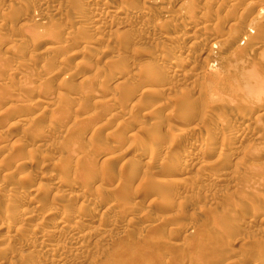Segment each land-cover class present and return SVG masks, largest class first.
I'll list each match as a JSON object with an SVG mask.
<instances>
[{
    "label": "rangeland",
    "instance_id": "rangeland-1",
    "mask_svg": "<svg viewBox=\"0 0 264 264\" xmlns=\"http://www.w3.org/2000/svg\"><path fill=\"white\" fill-rule=\"evenodd\" d=\"M178 1H179V3H178ZM194 1H196L198 4H200L199 7L201 8V5L206 0H202V1L201 0H194ZM194 1L188 0V2H187V0H185V1L184 0H147V1L146 0H115L112 3H110L111 5L109 7L114 11H116L115 8H117V10H118V8L120 7V10H118V11L122 10V12L123 11L127 12V13L125 12V14H124V16L126 18H130L131 13L134 11L140 12V13L146 11V12L142 13L143 15H145V18L143 19V21H137V22H132V23L130 21L128 23L127 27L118 28V27L114 26L113 23H110V22H107V23L106 22H104V23L100 22V23H102V24H100L98 21H94L95 23L93 22V24L91 25L92 27L79 24L82 21L81 20L82 17H84L83 13L85 12V10L83 12L78 11L77 13L80 12L79 14H77L76 11L73 12L69 8V3H67L66 0H20V2H22V3L19 2L18 5L12 4V2L10 0H0V25L7 24L8 22L11 21L10 30L6 31L5 33H2L0 36V58H1L0 59V82L5 84V85L4 84L2 85L0 83V86H1L0 90H3V91H0V111H1V113H0V133H2L3 135L5 134L4 137L0 136V138H1L0 139V142H1L0 146L5 145V144L7 145V146H4L5 147L4 151L0 152V154H1L0 156L1 157L7 156V153L10 150L9 147L10 148L15 147L12 144L16 145V147H15L16 150L14 148V150L17 151L16 154L19 153V151L22 149L21 150L22 153H19L20 154L19 156H21L22 159H25V157H26V159L25 160H22L21 158L19 159L18 154H17V159H19L18 161H21V162L26 161V160L28 161L31 158V157L29 158V156H28L29 152H27L29 147L30 148H36L38 151H41L42 153L46 154V157H43V158L41 156H38V157L42 158L43 160L46 159L45 161H40V158H37L39 160H37L35 158L32 160V164L24 166L25 168L22 167V168H18V169L15 166H13L14 165L13 163H15L17 160V159H15V157H13L14 153H15L13 148L10 151L11 153L10 152L8 153V156H9L8 158L4 157L5 158L4 159V158L0 157V159H1L0 162H2L1 164H3V165L0 164V169H1L0 170V187H1V189H0V212L7 214V216L5 215L6 217H4V219L1 221L2 223H0V225H1L0 228L3 226L0 230V234H4L5 232H8L9 230H11L13 228V225L15 226V224L22 226V228H23V231L17 233V234L20 233V236L16 234V236L14 237L15 239L13 238L12 239L13 241H11L10 243H7L5 238L0 235V264H26L27 262H30L36 258V252H37V249L39 247V244H38L39 238L38 237H40V236H39V234L37 235L33 230V229H35V228H33V226L36 225V222H32L33 220L38 219V218H40V219L43 218V216L47 212H50L52 210L58 211V212H56L58 214V216H60L59 213L61 212V210L65 209V208L70 209L71 211L72 210L74 211L75 209L79 208V205L81 206V204H80L81 202H83L84 205L85 204L88 205L86 202H87V200L90 201L91 199H92L91 201H94L93 205H91V206L88 205L87 207L82 205L83 207H80L81 209L79 208V211H81L82 208H84L82 210V212H80V214L82 213L80 215L81 216L80 221L78 218H73L70 220L66 219L65 221H67V222H65V223L69 226H74L76 224L83 226V225L87 224V222H90V221L94 222V223L96 222L97 224H100V227L102 225L103 226L105 225L104 227L103 226L101 227V231L103 233L100 231L101 233L99 232V233L93 235L94 236V237L92 236L93 240L88 242V244L85 243L86 245L83 246V249L81 251H79L78 253H75L76 255L73 252V248L76 246L73 244L76 241L72 237H70V240L68 239V243H67V239H66V237L68 235H66V234H62V236L50 235L51 237H46L47 240L50 239L49 240L50 243H53V244L57 243L60 246V248H59L60 250L59 251L57 250V252L53 256L50 257L49 260H52V261L45 260L46 261L45 262L44 260H42L43 264H45L47 262H48L47 264H52V263H54V264H58V263L59 264H65L66 263L65 261H67L66 264H255L254 261H257V258L261 255V252L263 254L262 257L264 258V253H263L264 249H262V248H264V245H263L264 244V192H263L264 187H262V185H261L262 189L260 188V186L258 188V185H260L259 183H261V182H259V183L255 182V184L253 183L254 181H259L257 179L261 178L259 171H262L260 173L263 176V179H262L263 182L262 183H264V175H263L264 174V167H263V165H264V162H263L264 161V154L261 156L258 155V156H260V159L257 156V158H255L254 160H251V158L247 155V152H249V150L241 151V150L246 149L245 148L246 141L249 140L251 137H254V136L257 137V135L262 137V138L264 137L263 130L262 131L257 130L258 127H261V125H264V123H263L264 122L263 121L264 116H261V118H260V116H258V113L256 111L253 114L251 112V114L248 115L247 120L242 125V128L244 127V125L248 126V127L245 126L246 129L243 128L244 129V133H243L244 135H242V136H243V138L245 137L244 142L234 141L232 143L233 147L231 148L232 149L231 152L233 154L232 153H231V155L229 154L230 156H227L224 159L223 164L224 163L225 164L224 165L222 164L221 165L222 167L219 165L221 168L215 167L216 169H218L216 172L223 170L222 175L224 177L219 178L220 179L219 181H217L213 177V175H212L213 171L212 170H211L212 172L208 171V169L210 170L211 167L213 168L214 163L212 166H210V168L208 166L211 165L213 161H215V160L217 161L216 157L218 158L219 155L217 156V154H218L217 151L215 152V150H213L214 149L213 145L211 146L210 144H208L207 140L202 145H200V144L196 145L197 149L195 147V150L197 153L195 154V157H193L194 160L188 164L190 166V168L188 167V165L186 167L181 166V164L178 163L177 161L175 162V160L173 161L175 164L174 163H172V164L177 165L176 168H178V167L180 168V169L178 168L179 169L178 171L174 170L173 167H168V169L166 170V167L161 166L162 161L165 159V152H162V151H164L163 147L169 144V140L171 141V143L173 142L176 145L174 153H180V152L182 153L188 144L189 136H198V134H199V137H200L201 134L205 133V134H203V137L208 139V140L211 139L210 138L211 135H209V138H208V134H216V136L215 135H212V136L217 137V138L220 137L222 135V134H220L221 132L219 133V131H216V130L222 131V129H220V127L218 126L219 124L217 125V123H215L217 121L218 117L221 116L222 118L224 117L225 120H227V121L229 120L228 123L230 124V126L236 125V122L234 120H231L232 115H230V114H234L235 112H238L241 110V108H238L239 105H240L239 107H241V105H242L241 102H240V104L238 101H236L237 103H234V104L231 103V104H233V106L237 104L236 106H234L235 107L234 108L232 105H231L232 107H229L230 101L226 100L228 102L225 101L226 104H223L224 103L223 100L224 99H231V101H233V100H238V98H239V101H240L241 95H239L240 97L237 94H234L233 95L234 97L232 96V94L234 93L233 91L235 89L233 88L232 89L233 91L232 90L230 91L229 89H231L230 87H233L236 84L231 85V86L227 85V82L230 81L229 78H231V77L229 74L227 75L225 72H227V73L229 72V71H226L228 66L232 67L234 65V64L233 65L231 64V63H233V61H232L233 57L234 58H237V57L241 58V54H239L240 56L238 54H236V55L232 54V53H235L234 52L235 50L238 51V49H236V48H239V49L242 48L243 50L240 49L242 51L239 50V52L244 53V48H246L247 46L249 47L253 44V42L252 43L250 42L251 39H252V41H254V43H259V42H260V44L264 43V8H263L264 7V0H263V2L258 3V4H260V9H261L260 13H262V15L260 14L259 20H261V18H263V20H261V21H259L257 19L259 22H262L260 24H257V23H259V22H257V20L256 21L251 20L250 17H252V19H254L253 15L255 16L256 14H254V13H257V12H255L256 8H252L251 6H247L246 0H238L236 2V3L239 2L238 5L236 4L237 7L235 6V4H233L234 6L233 5L232 6L234 8L231 10L229 9L230 7L228 6V4L225 3L224 1H223L224 5L220 1H215V2H213V4L212 3L208 4V6H206L207 8L209 6L212 7V8H210V7L208 8V10L209 9L211 10L210 11L211 13L208 11V14L210 16V19L212 18L213 20H210L208 17L207 21L205 19V16H206V18L208 16V15H206L207 12L204 11L205 13H203V11H202V15H200L199 14L200 8H198V4H196ZM200 1H201V3H200ZM207 1L211 2L212 0H207ZM256 1H258V0H256ZM259 1H262V0H259ZM169 2H171V3L169 4ZM183 2H184V4H182ZM185 2H187L188 4L187 3L185 4ZM192 2H194L196 5L194 3L192 4ZM205 3H207V2H205ZM205 3H204V5H206ZM91 4H93V6L95 7L96 12H99L100 8L103 7V4L99 1H96V0H92ZM189 4L195 5L196 7L194 9L188 10L190 8L188 6ZM214 4L219 5V7H217L218 9L221 8L222 6L224 7V8L223 7L221 8L222 10H219L220 13H218V9H215L216 5H214ZM220 4H222V5H220ZM183 5H186L188 8L186 6H184L187 8V9H185L183 7ZM242 6L243 7H245V6L251 7L253 10L254 9L255 10L253 11L251 8H249L251 10H249V9L247 10V8L245 7L246 9L245 8L244 9L249 11V13L247 15V11H245ZM125 7H126V9H125ZM227 7H229V8H227ZM207 8H206V10H207ZM68 9H70V10H68ZM224 9L226 11H224ZM180 10L182 12H184V10H185V12H188V13H181ZM192 10L194 13L197 14L196 17H195V14L192 13ZM215 10H217V11H215ZM228 10H230V11H228ZM241 10H244V11H241ZM129 11H132V12H129ZM179 11H180V13H179ZM189 11L194 15H192V14L190 15ZM212 12H217L220 16L216 13H215L216 16L215 15L213 16L212 14H214V13H212ZM145 13H148V14H145ZM170 13L171 14L173 13V16H170L171 19L169 21H165V20L163 21V18H162L163 15L164 16H167L168 14L171 15ZM176 13L177 14L178 13L179 14H185V16H186V14H187V16L190 15L191 20L195 17L193 19L194 21H192V22H194V24L196 26L198 24H201V25L202 24H204V25L205 24L206 25L211 24V25H209V27L207 26L205 31H207V29H210V27L211 28L213 27L214 29L218 28L217 25H216V28L214 27V25H215V23L219 22L218 23L219 28L223 31L219 30V28H218L217 31H219V32H217L216 30H208L209 31L208 33L202 32V34H201V31H198L195 29V26L193 23L189 29L187 28L183 31L182 27L184 26V24L181 22L185 23V21L190 19V18L188 17V19H187L186 18L187 16H186L185 20H184V18H182L181 15L178 16ZM174 14L176 15L177 19H176ZM221 14H223V15H221ZM229 14L233 15L235 18L237 17L238 19L234 20L235 19L234 17L229 18L230 17ZM169 15L167 16L168 19L170 18ZM203 15H204V17H203ZM79 16H81V18H79ZM127 16H129V17H127ZM199 16L200 17L202 16V17L200 18ZM218 16H219V18H218ZM225 16L226 17L228 16V18L226 20L223 19ZM240 16H241V18H240ZM173 17H175V20ZM180 17H181V20L183 19L182 21L180 20ZM215 17L217 18V20H214ZM220 18L223 19L226 23H222L224 21H219ZM200 19H201V21H200ZM203 19H205V20H203ZM228 19L233 20V23H234L233 26L234 27L228 26V24H229L227 22V21H229ZM239 20L241 21L240 23L238 22ZM249 20H251V22H252L251 23L252 27L251 28L249 27V29L251 31L252 30L254 31V29L256 30V28H254V27H257V30L255 31V32H257V34L249 31V29H248V26H250ZM161 21H163L162 22L164 24L163 26L166 29V31L163 32L165 35H167L165 37H160L158 35H155L151 31H148L149 29H147L151 26L157 25L158 24L157 22H161ZM235 21H237L239 24L238 25H237V23L235 24ZM254 21L256 22L255 24H254ZM97 22L99 23V25H97L98 24ZM220 22H221V24H220ZM103 24H107V28H106V25H103ZM171 24H174L173 26H176V27L172 28L173 26ZM252 24L254 25V27ZM256 24H257V26H255ZM100 25H102L103 27L105 26V27L102 28V27H100ZM258 25H260L259 26L260 28L258 27ZM95 26H97V27H95ZM221 26L223 28H221ZM99 27H100V29H99ZM138 29H139V31H138ZM246 29L250 33L248 31H245ZM48 31H50V32H48ZM51 31L53 32V34ZM182 31H183L184 36H185V37H183L184 39L183 38L182 39L177 38L178 34L180 35V33ZM46 32L51 33V34L48 35V33H46ZM89 32H90V34L91 33L92 34L90 35ZM212 32L213 33L215 32L216 34L218 33L219 39H221L220 42H223V43L226 40V38H228V40L226 42L229 43L232 41L230 39H234V37L236 36L235 37L236 40L234 39L235 45H234V43H232V44L230 43L231 45H229V47L232 45H234V46L228 48V45L226 43H224V45H223V44H220V42H219L218 44H215V46H216L215 47L214 45H212V42L209 41L210 39H208V38H207L208 40L206 39V37H209L212 35L214 36L215 33L213 34ZM258 32L260 34H258ZM40 33H43V34L46 33L45 35L48 36L47 37L48 39L46 37L45 38L48 40V43L45 41V38L42 39V37H41L42 40H40V38H37V36ZM209 33H211V35H209ZM35 34H37V35H35ZM43 34H40L39 37ZM82 34L83 35L85 34V36H83ZM206 34H207V36H205ZM253 34H255L258 37V40H257V37L255 40L253 38L249 37V36L252 37ZM45 35H43V37ZM186 35H188V36H186ZM199 35H200V37H199ZM244 35L245 36L249 35L248 37H246V39L247 38L248 39L250 38V39L249 40L247 39V41H245L246 40L245 37L243 38ZM81 36L83 38L86 37L85 40H87L89 37V39H88L89 44H88V41L85 42ZM95 36L99 37V38L101 36V38L99 39V38H96ZM228 36H232V38L230 37V39H229ZM173 37L176 39H174ZM224 37H225V39H224ZM90 38H91V40H90ZM168 38H170V41ZM97 39H99V40H97ZM199 39L200 40L202 39L201 40L202 42ZM203 39H204V41H203ZM33 40H35V41L33 42ZM196 40L199 42H196L197 44L195 45L194 41H196ZM243 40H244V42H243L242 46L245 45V42L246 43L248 42V44H251V45H246V47H241V45L239 46L238 44H241ZM38 41L40 43H38ZM92 41H93V43H91ZM235 41H237L238 43ZM35 42H36V44L38 43L36 47H35L36 44L35 45L33 44ZM142 42L143 43L145 42V44L143 45ZM239 42H241V43H239ZM21 43L23 45H21ZM41 43H43V45ZM62 43L64 45H62ZM129 43H131V44H129ZM191 43H193V47H191V46L188 47ZM32 44L34 47L32 46ZM176 44H178V45H176ZM225 44H226V46H225ZM58 45L63 46L62 48L61 47L59 48V51L57 49L59 47ZM120 45H123L125 47V51L122 54H119L118 52L115 51V50H117L116 48H118V46H120ZM236 45H238V46H236ZM17 46H19L20 48L22 46V48L20 49ZM45 46L50 47L47 49H51L52 46H53V48L55 46H57V48L56 47L54 48L56 50L51 49L52 52L55 51L52 53L49 50L47 51V49L45 50V48H44ZM142 46H143V48H142ZM158 46L160 47V50H159ZM233 47H234V49H233ZM227 48H228V50H226ZM156 49L158 51L155 52ZM161 49L163 51H161ZM166 50H167V52L165 53ZM178 50L181 52H179ZM247 50H248V48H246V50H245L246 53H244L246 56H248V59L244 60L245 65H246V61H248L249 65H251L249 67H253L251 69L254 70V68L255 69L258 68V69H260L259 73L261 72V74H262L264 72V66L261 63H264V58H261L262 57V56H260L261 54L259 55V58H258L257 57L258 55H256V54L253 55L252 52H250V50H248L249 52ZM145 51H146V53H145ZM209 51H210V53H209ZM161 52H163L164 54ZM229 52L232 56L229 54ZM207 53L209 55L213 56L214 60L212 59V56H210V60L212 59L213 61H215V59L218 58V60L216 62H212L209 60L211 63H213L212 64L213 67H212L211 63H209L210 65L207 64L208 59L206 60L207 63L205 62L206 58L204 56L207 57ZM247 53H250V54H247ZM113 54H114V56H113ZM244 54H242V55H244ZM263 54H264V52H263ZM151 55H153V56H151ZM158 55L159 56L165 55V57L167 56L166 58L170 62L172 60L174 61L175 59L180 60L181 57H183L182 59L186 60L187 63L184 62L183 67H182L183 70H181L182 72H180V73L182 74L183 72L185 73L186 71H188V73L190 72V78L189 79L193 80L194 82H196L198 84L201 81V84H203L202 86H204V85L207 86V87L204 86V89H205V87H206V89L210 88V90L207 89L210 94H205L204 91H206V89L205 90H203V89L202 90H194L193 87L191 86L192 85L191 81L189 82L188 81L189 79L183 78L182 75L179 76V78L181 77L180 79L178 78V76H176L177 78L175 77V78H173V80L172 79L165 80L164 84L162 81H161V83L159 82V83L155 84L153 81L150 80L151 78H148V77H150L151 75L153 76L154 73L158 74L159 72L158 71L156 72L155 70L160 71L161 67L163 68V67L167 66L168 63H170L169 61L166 62L167 59H163L161 62L157 57ZM214 55H217V56H214ZM228 55H229V59L227 58V60L230 61L229 63L227 62V60L225 58V56H228ZM110 56H112V57L109 58ZM175 56H177V58ZM184 56L187 58H185ZM153 57L156 59H153ZM178 57H180V58H178ZM219 57H220V60H219ZM230 57H232L231 60H230ZM251 57L255 58L256 61L254 59L251 60ZM260 58L263 59V61L261 60L262 62L259 60ZM2 59H3V61H2ZM136 60H138V61H136ZM139 61L140 62L142 61V63H143V61L144 62L149 61V63H158L159 61L161 62V64H160V62L158 63L157 68H154V71L153 70L150 71V72H154V73H149L150 76L147 73L148 75L146 76V78H147L146 84L147 85L150 84L151 86L148 85L150 88H152V86H153L152 89H154V88L159 89L160 87L169 88V86H170V88L175 87L174 89L176 90V92H178L180 89L181 92L187 96H188V94L191 93L190 90H193L191 93V96L189 95L190 100L186 99L187 103H184L185 104L184 105L182 103L185 102L186 100L182 101V98H180V96L177 94H171V93L168 94V93L164 92L162 94L165 97L162 94L161 95L163 97L160 96V94H158V93L148 94V95L140 94V93H143V91L141 92V90H143V87H140V85H138L139 79H141V78H139L141 73L138 71L139 66L141 65V63ZM220 61H221V63H219ZM244 61L242 63H244ZM253 61L258 62V63H256V66L254 65ZM120 62H121V64L124 63V64H122V67L120 66L121 65ZM164 62H166L167 64ZM226 62L230 65H228ZM239 62L241 63V61H239ZM239 62H237L238 64H236V62H234L236 65V66L235 65L234 66L240 67L242 65V63L240 64ZM115 63H119L120 65H118V64L116 65ZM139 63H140V65H139ZM159 64L161 66H159ZM223 65L225 68L223 67ZM243 65H242V67L244 68L245 66H243ZM205 66L206 67L209 66V68H207L208 71L206 72V74H207V76L212 77L209 79H210V81H213L215 83V85L219 86L221 84L220 82H217V79H219V81H221V80H224L222 78L226 77L225 81H222V84H221L222 86L219 87L220 89L217 86H214V88H213V85H214L213 82H211L213 84H211L209 82L210 84L207 85L208 81L207 82L205 81L208 79V78H206L207 77L206 74L205 75L199 74L200 70H198V69H200V68L204 69ZM214 67L217 68L219 75H217V72H214L212 75L209 74V72H211V70H209L210 68L212 69V71L216 70V68H214ZM242 67H240V68H242ZM247 67L248 66H246V68ZM122 68L127 73H129V74L126 73L129 76L131 74L130 72H132V71L136 74L139 73V75L136 78H134L135 76H133L134 79L131 78V76L129 78V77H127V75H125V72L121 70ZM129 68H131V69H129ZM218 68L223 72H220V70ZM10 69H13L12 70L13 72L10 71ZM207 69H205V70H207ZM230 69H232V68H229L228 70H230ZM115 70L119 71L125 80L128 79V81H130V84L132 82V85L127 87L126 85H129V83L125 84V85L121 84V85L125 86L124 87L125 89H124L120 84L119 85L117 84L119 82H115V81L112 82L111 80H109V76H106V75L109 74L110 72L111 73L114 72ZM128 70L130 72H128ZM8 71H10V72H8ZM197 71H199V72H197ZM134 73H133V75H136ZM223 73H225V74H223ZM214 74L216 76L215 79H213ZM261 74H260V76H261ZM191 75L194 78H192ZM220 75L222 78L218 77ZM263 76L264 75H262V77ZM125 77H127V78H125ZM153 77H152V80H155V79H153ZM199 77L200 78L202 77V79H199ZM227 77L229 80L227 79ZM19 78L20 79L22 78L23 82H25L26 79L27 80L29 79L30 81L29 80L28 81L34 87H32L31 84H29V82H27V81L25 82L27 84H24L25 86L22 85L23 82H21V84H20L19 81H21V80ZM96 78H99V79L96 80ZM123 78H121V79H123ZM23 79H25V80H23ZM132 79L134 80L135 83L132 81ZM135 79H138V80H135ZM183 79H185V80H183ZM107 80H109L110 82H108V83L107 82L106 83L100 82V81H107ZM177 80H178V84L176 83ZM226 80H228V81H226ZM233 80L234 79H232V81ZM202 81H203V83H202ZM204 82H206V83L204 84ZM223 82L225 83L226 86H230V87H227V89H226V86L224 85ZM98 83H100V84H98ZM101 83H104V84H102L103 86L101 85ZM115 83L117 85H114ZM183 83H185V84H183ZM230 83L232 84L231 81H230ZM98 85H101V86H98ZM155 85H157V87ZM171 85L173 87H171ZM249 85H250V87H252V85H254V83H249ZM118 86H120V89L123 88L122 90H124L123 91L124 94L128 93V95L125 96L126 98L124 97L123 94L117 95L118 93H120V91L122 92V90L119 89L120 90L119 91L117 89ZM223 86H225V87H223ZM3 87H5V88H3ZM25 87L28 89H26ZM90 87H92L93 89H95V87L96 88L98 87V89L101 87V89H99V90L97 89L94 91H96V92L99 91L98 92L99 95L108 94L107 97H105V98H109V97L111 98V101L109 103L107 102L108 106L111 105L110 103H115L116 105L115 104L111 105V106H113V107L115 106V107L114 108L111 107L113 109H110V106L108 107L106 105L104 107H102L103 104L101 106L100 105L101 103L98 102V99L102 98L100 96H98L97 98H93V99L88 98L85 100L83 96L86 94V92L88 91V89ZM130 87H132L134 92L131 91L132 89ZM177 87H178V89H176ZM191 87H192V89H191ZM222 87H223V89H222ZM29 88H30V90H29ZM92 88H90V89H92ZM163 88H160V89H163ZM212 88L215 89L216 92H219V93L215 92L216 94H220L221 89L223 91L222 92L223 94L221 93L222 94L221 96L220 95L217 96L219 99H215L217 97H214L215 101H213L212 104L214 102L216 103V100H217V102H218V100H221L220 97H223V95H224V99L222 98V100L218 102L219 103L218 105L213 106V107L211 106L209 108V110H211V112L209 111L207 114L210 116V118H209V116L207 117L209 119L205 118V120H203L204 118L203 119L198 118L199 120H197V117H194V116L197 115V112H195V111L198 108L197 106H199V105L193 106V104L194 103L197 104L198 101L200 102V100L206 101L205 98L206 97L208 98L209 96H211V97H209V99L206 98L207 99L206 102H208L210 105H212L210 99L212 100L213 96L215 95V93H212V92H214V90L213 91L211 90ZM224 88L226 89V91L228 90L230 92L229 95H231L232 97L228 96V92L224 91ZM262 88H263V86H262ZM7 89H9V90H7ZM31 89H33V90H31ZM115 89H116V91H115ZM139 89H140V91H139ZM28 90H29V93H27ZM217 90H219V91H217ZM255 90H257V89H255ZM184 91H186V92H184ZM188 91H190V92H188ZM210 91H212V92H210ZM231 92H233V93H231ZM113 93L115 94V96L113 95ZM206 93H207V91H206ZM225 93H227L226 94L227 96H225ZM235 93H238V91L236 90ZM194 94L196 96H199V97H196ZM238 94H240V92ZM80 95H82V96H80ZM141 95H143V96H141ZM202 95H204L206 97L203 96V99L200 98ZM235 95L238 98H236ZM65 96L72 98L70 100H73V101H70V103L67 104L68 101L64 100L66 98ZM71 96H73L74 98ZM75 96H76V98H75ZM113 96H114V99H113ZM127 96L129 98H127ZM24 98L27 101L29 98L30 103H29V101L28 102L25 101ZM116 98H117V100H116ZM139 98H141V100ZM197 98H200V99H197ZM32 99H34V100H32ZM35 99H40L39 101H41V102L38 101V103H35L37 101V100L35 101ZM79 99H81L82 101H85L84 106L81 105L82 102ZM95 99L97 100V102ZM77 100H79L81 103L78 101L77 102L78 104H76ZM138 100H139V103H141L142 105L136 104V103H138ZM175 100H178L177 104L175 103L176 102ZM46 101H47V104H44V103H46ZM100 101L102 102V100H100ZM119 101L124 103V104L120 103L121 104L120 105L118 103ZM154 101H157V102H154ZM42 102H44V103H42ZM71 102H72V105H71ZM221 102H222V104H220ZM23 103H26V104H23ZM107 103H105V104H107ZM143 103L145 105H147V107L145 105H143ZM171 103H173V104H171ZM215 103L213 105H215ZM118 104L121 106V109H123V108L125 109V107H126L125 113L128 114L129 117L126 114H124V112L122 110L119 111L118 109H116L117 108L116 106H118ZM160 104H161V106H160ZM227 104H229V105H227ZM68 105H70V106H68ZM77 105H81L80 111H78V108H80V106H77ZM122 105H123V108H122ZM124 105H125V107H124ZM135 105L137 106V108H138V105L140 106L138 108V110L136 107L135 108L133 107ZM152 105H153V107H152ZM156 105H158V106H156ZM181 105L182 106L184 105V106L181 107ZM86 106H88L89 108ZM141 106H142V108H141ZM150 106L152 107V109ZM224 106H227V108ZM83 107H85V111H84ZM98 107H100V109ZM158 107H159V109H158ZM65 108H67L68 111H66ZM87 108H88V111L86 110ZM97 108H98V110H97ZM131 108H133V110L135 109V111L132 112ZM129 109H130V111H129ZM187 109L189 110L188 112H190L191 114L185 112V111H187ZM191 109L194 110L193 111L194 113L191 112ZM216 109H217V111H216ZM3 110L5 111L4 113H2ZM15 110H16V112H17V110H19V112L16 113ZM20 110H22L26 114H24ZM91 110H92V112H91ZM95 110H96V112H95ZM110 110L112 113L110 112ZM116 110L119 114L118 117L122 116V117L118 118L120 121L115 120V118L112 115V114H115ZM181 110H184V111H181ZM235 110H237V111H235ZM65 111L68 112L67 114H69V117L67 114L64 113ZM127 111H129V112L127 113ZM226 111H228V112H226ZM107 112H108V114H107ZM117 112H116V114H117ZM150 112H152L151 115H149ZM212 112L214 114L215 113L216 114L213 115ZM217 112H219V113H217ZM59 113H61L60 115L62 118L66 117V119L59 118V116H60V115H58ZM129 113H131L133 116L129 115ZM171 113H173L174 115L173 114L171 115ZM23 114H24V116L30 117V119L32 118V124L33 125L31 124V122L28 123V125H32V126H30V127H32V131H31V128L29 126L28 127L30 129H27V132H26V130H25L26 127L22 128L21 125H19V124L18 125L16 124L17 125V126L15 125L16 127L13 125L12 126L10 125V124L15 123L16 121L18 122V120L21 118V116H23ZM87 114H89L88 117L86 116ZM105 114H106V116H105ZM123 114H124V116H123ZM154 114H156V115H154ZM14 115H15V117H14ZM82 115H85V116L83 117ZM111 115L114 118V119L112 118L113 120L110 119ZM142 115H144L145 117ZM217 115H218V117H216ZM96 116L98 117V119L100 121L99 120L96 121V119H95ZM228 116H230V117H228ZM80 117L86 118L85 119L86 121L90 120L94 124L91 123L90 125L89 124L84 125V123L86 121H83V123H82V121H81L82 118L79 119ZM125 117H128L127 119L129 121H128V124L124 125L127 127H124L126 129H124V131H122L123 133L120 132L121 131L120 129H117V130L115 129L116 132L113 131L115 124L117 122H122V119H123L124 124H125V122L127 123V120ZM255 117H257V118H255ZM57 118L61 121L60 123H58L59 120H57ZM129 118H131V119H129ZM192 118H194V120ZM213 118H216V119H213ZM75 119H77V120H75ZM78 119L80 121H78ZM139 119H140V121H139ZM258 119H259V123L263 121L262 124H260V126L257 123ZM62 120H65V121L62 123ZM73 120L78 122V123L81 122L79 124V125H81V128H80L81 131L79 129L77 130V126H78V128L80 126L77 125L76 122H74ZM209 120H211V121H209ZM260 120H262V121H260ZM88 121L86 123H88ZM90 121H89V123H90ZM110 121H114V122L111 124ZM157 121H159L161 124L164 123L163 124L164 126L166 124L172 125V126L176 125V126H178V128L176 126H174L173 127V128H175V129H173L174 132L173 131L168 132L169 134H165V135H163V134L167 133L166 132L167 130L163 129L164 130L163 131L161 129L160 132L158 133V134H160V135H158L159 137H157V139L155 141L154 140L150 141V138L148 137V133H149L148 130H151L153 128V126L157 123ZM232 121H234V122H232ZM255 121H257L256 124H255ZM72 122H74V124H76V127L74 126V124ZM102 122L105 123L106 127L104 125H103V127H101L103 124ZM201 122L205 123L204 126L207 127L206 129L205 128L202 129L203 125ZM211 123H212V125H211ZM252 123H254V124H252ZM200 124H201V127H199ZM207 124H209V125H207ZM26 125L27 124H25V126ZM50 125H52L53 129L51 128ZM256 125H258V126H256ZM94 126L95 127L96 126L101 127L100 128L101 130L99 128L95 129L97 131L100 130L99 133L97 132V134H96V131L93 128ZM108 127H110L111 129ZM215 127H217V128H215ZM212 128H214V130ZM51 129L55 130L54 132H57L56 130H59L57 133H55V135H58L59 137L58 136L55 137L53 131H50ZM209 129L211 131L212 130L213 131L211 132V131H209ZM72 130H74V131H72ZM84 130H86L87 133ZM132 130H134V131H132ZM136 130H138V131H136ZM145 130H146V132H145ZM204 130L205 131L208 130V132L207 131L205 132ZM252 130L253 131L256 130L255 133L253 132L254 133L253 136H252ZM23 131L25 133H23ZM41 131L44 132V134H41L42 133ZM78 131L80 133L84 132V133H86V135L83 134L82 136L77 138V136H79V135L76 136V134L79 133ZM258 131H260L259 133L262 132L263 135L261 136L258 133ZM28 132H30V133H28ZM38 132H40V133L38 134ZM68 133H70L69 136L72 135V136L68 137L70 140L66 136H64V135L68 136ZM73 133H74V135H73ZM92 133H94V134H92ZM105 133H107V134H105ZM116 133H118L119 136ZM130 133L137 134L136 137H138V138L140 137V138L139 139L138 138L131 139L133 137ZM171 133H172V135H170ZM100 134L102 136H100ZM128 134H129V136L130 135L131 136L129 137ZM175 134H177V136H176L177 138H174V140L171 139V138H173L172 136H174ZM122 135H123V137H122ZM60 136H62V137H60ZM63 136H64V138L65 137L66 138L64 140L63 139L61 140V138H63ZM100 137H102L103 139H101ZM119 137L124 138L126 141H127V139H130V142L128 140V142H126L125 145H122V146L120 145L117 152H116L117 154L115 153L114 154L115 156L111 158L112 162L110 161V162H108L109 163L108 164V163H106V161H109V160H107V157H109V156L111 157V154L109 155L106 150L109 149L110 146L117 144L116 141H118ZM75 138H77L78 141H80V139H82V141L85 140V142L89 141V143L87 142L88 144H86L83 141V143L86 145L85 146V145H83V143L81 141L80 144H78L81 147L80 146L77 147V144H76V146L74 144L77 142L75 140ZM93 138H95L96 141H95V139L91 140ZM181 138H182V140H181ZM140 139H143V141H145L147 143L149 142V143H151V145H153V146H149V147H150V151L153 149L151 153L152 154L154 153V155H153L154 157L151 158V160H149V157L147 155L143 160L142 159L139 160L141 165L136 163L137 168H138V169L137 168L136 169L140 170V171H137L136 169H134V170L123 169V171L125 173L127 172L128 174H130L132 181L128 178L123 179V177H120V175L117 174L119 172L121 166H122L121 162L124 161L125 156L127 154H129V156L130 155L132 156L138 152H141V151H139V148H141L140 145H141V141H142V140L140 141ZM177 139H179V140H177ZM71 140H75L76 142L71 141ZM54 142H55V144H58V145H55V144L53 145L52 143H54ZM61 142L62 143L64 142V143L61 144ZM90 142L92 144H90ZM95 142H99V143L96 144ZM137 142H139V143H137ZM212 142L215 143L214 145H216L214 138H213ZM100 143L102 146L100 145ZM18 144H19V146H18ZM108 144H110V145H108ZM129 144H131V145H129ZM164 144H166V145H164ZM49 145H51L52 147ZM88 145L90 146L89 148L87 147ZM97 145L98 146L100 145L99 148H101L103 150V153H101L102 151L99 152L100 156H99V154H96V152H93V151H95L94 149H97V150L99 149V148H97ZM203 145L206 147L205 149H202V148H204ZM54 146H56L57 150L53 149ZM62 146H65L67 151L64 149V147H63V149L66 152H63L64 150H61ZM209 146L212 147V148H210L211 150L208 148ZM84 147L86 148L85 151H84ZM107 147H109V148H107ZM136 147H138V148H136ZM256 147H257V145H256ZM91 148H94V149H91ZM129 148H130V151H128L129 152L128 153L127 149H129ZM242 148H244V149H242ZM23 149H25V151ZM88 149H89V151L91 150L89 153H92V154H89L88 152H87L88 154H85V152L88 151ZM6 150H7V152H5ZM53 150H56V152ZM134 150H136V151L138 150V151L136 152ZM13 151H14V153L12 154ZM60 151H62V152H60ZM119 151H122L121 153L123 155L121 153H118ZM212 151H214L215 155L212 153ZM23 152H24V154H23ZM67 152H68V154H70L69 156H68V154H66ZM72 152H73V154L75 152V154L73 155ZM78 152L80 154L84 153L85 155H88L89 158L87 156L85 157V155L80 156V154ZM76 153H78V154H76ZM203 153L205 154V156ZM16 154H15V156H16ZM22 154L24 157L22 156ZM211 154H213V155H211ZM48 155H50L49 159H47ZM75 155H78L79 158L76 157ZM89 155H91V156H89ZM95 155H97V156H95ZM117 155H118V157L121 156V158H118ZM234 155H235V157H234ZM59 156L63 157L62 163H64V164H61V165H65L66 162H68V164L66 166H70V167L62 166L61 168H59V167H56L54 164H52L50 158L56 159V158H59ZM163 156H164V158H163ZM90 157L92 158V160H94V159L96 160V161H93L96 163V167H100V168L102 167L101 168L102 171H101V169L97 168L102 173H106L108 171L107 172V174H108L109 171L112 170L111 172H113L114 174L112 175L111 172H110V176L107 174H101L100 171H98L95 168V165H94L95 163L93 164V162L90 160ZM10 158H12V160H10ZM116 158H117V160H116ZM227 158H229V159H227ZM230 158H231V160H230ZM241 158L245 161H248L249 164L251 165L250 166V172L253 173L252 175H249L251 173L248 174L246 172V170L238 169L239 165L238 166L235 165L236 160L241 159ZM64 159L66 162L64 161ZM118 159L119 160L121 159L122 161H119ZM152 159L154 161H152ZM257 159H259V160H257ZM88 160H90L92 163L91 162L89 163ZM146 160H148V161H146ZM5 161H7L10 164H8ZM69 161L71 163H69ZM139 161H138V163H139ZM226 161H229V162H226ZM230 161H231V163H230ZM3 162H5L7 164L5 165ZM39 162L41 165L39 164ZM75 162H76V164H75ZM84 162L89 163L90 166L87 163L86 164L89 166L90 169L87 170V168H88L87 166H86L87 168L81 167L83 165L85 167L86 164ZM102 163H106L105 168H107V170L104 168L105 165L103 166ZM144 163H146V164H144ZM208 163H211V164H208ZM258 163H259V165H262V166H257ZM81 164H83V165H81ZM4 165H5V167H3ZM52 165H54V167ZM174 165H172V166H174ZM11 166L13 168H11ZM72 166H74L77 169H80V170L82 169V170L81 171L79 170V172H78V170L77 171H76V169L74 170L73 169L74 167H72ZM146 166H147V168H144ZM225 166H227V167L229 166V167L226 168ZM63 167L64 168L66 167V169L67 168L68 169L66 170ZM109 167H112V168H109ZM200 167L204 168L205 170L207 168L206 173L203 175L207 176V173H208L211 177V178H206L207 181L203 182L204 183L203 185L197 181L198 176L199 177L202 176L201 173H199L198 170L195 171L196 168L198 169ZM261 167H263L262 170H261ZM183 168L185 169V171L182 172ZM186 168H187V170H186ZM257 168H260V170H258ZM54 169L55 170L57 169L58 172H57V170L54 171ZM61 169H62V171H61ZM94 169H96V171L102 175L101 177H103L107 180L105 182V184L99 183L100 184L99 185L98 182L94 183V181L87 180V182H85L83 184V185L87 184L86 188H85V186H82L80 189L81 192L78 191L77 194L72 195L73 197L72 196L68 197L67 200L68 201L70 200L69 202H67V200H64V198H63V199H61V201L63 200L65 202L60 201L61 205L58 202L56 203L57 200L54 203H50L51 199L53 197L52 196L53 192L61 190L59 187L52 185L51 182L49 183L46 180L47 177L50 175V173L53 172V173H57L59 175L62 172L63 176H61L62 175L61 174L60 177L63 178L64 176H66V177H64V180L65 179L66 180L65 181L62 180L64 182V183H62V185H63L66 183L67 180L72 178V176H70V178H68L69 177L68 171H70V175L72 173L76 174L73 172V171H75V172H78V174L80 176L82 173H85V172H88L89 170H92L91 172L95 175L96 173H95ZM235 169H238V170H236V171H238V174H235V173H237L234 171ZM253 169H255V170H253ZM180 170H181V172H179ZM242 170H243V172H242ZM248 170H249V168L247 169V171ZM251 170L255 171V172H252ZM256 170H257V173H256ZM12 171H13V173H12ZM59 171H61V172L59 173ZM224 171H227V173H223ZM244 171H245V173L248 174V176H247V174L241 175V173H244ZM145 172L147 173V175ZM230 172H232L233 174L238 175V176L235 177V175L233 176L232 173H231L232 175H230ZM133 173H134V175H133ZM254 173L256 174V176L258 175L260 177L259 178H258V176L254 177ZM78 174L76 175V178L79 177ZM138 174H140V175L138 176ZM172 174H174V175H172ZM115 175H116V177H115ZM227 175H228V177H227ZM74 176L75 175H73V177ZM99 176L100 175L97 174V177H99ZM113 176H114V178H113ZM239 176H241V177L239 178ZM110 177H112V178H110ZM139 177H141V178H139ZM243 177L244 178H248V177L250 178L251 177L252 179L250 178V180H252L253 182L250 184L249 178L244 180ZM79 178H81V176ZM82 178H83V174H82ZM82 178L79 180H82ZM108 178H109V180H108ZM170 178L171 179L172 178L183 179L185 182L180 183V185L173 186L170 184ZM213 178L216 181H214ZM226 178H228L229 181H228V179L226 180ZM254 178H256V179L254 180ZM121 179H123V180H121ZM141 179H142V181L147 180V182L144 181L145 184L143 186H141V184L140 185L138 184ZM111 180H113V182ZM125 180H126V182H121V181H125ZM231 180H233L234 182L232 181L231 183H229ZM247 180H249V182ZM115 181L117 182L118 186H117V184H115L116 183ZM119 181H120V183H118ZM142 181H140V183H142ZM242 181H243V183H242ZM235 182L236 183L238 182V184H236ZM121 183H124L125 186H121ZM161 183H163V184L161 185ZM184 183L186 184V186ZM234 183L237 185V187ZM241 183L242 184L247 183L246 186H248V188L245 185H244L245 187H242ZM8 184L11 185L10 186L11 188L14 187V189H11ZM110 184H112V185H110ZM231 184H233V185H231ZM252 184H254L255 186L257 185L256 188ZM107 185H109V187H107ZM138 185H139V187H138ZM238 185H240L239 186L240 189H237ZM43 186L48 187L49 190L39 198H42V200L44 199V201L48 199L50 202L45 201L46 203L47 202L48 203L47 204L44 203L45 204L44 205V204H42V202H44V201H42V200L39 201L40 199L38 198L39 204H38L37 208L40 209L42 206L45 208L42 207L39 211L37 208H36L37 210L33 209V211L37 212L36 213V212L32 211L34 214H36V217H35V219H31L30 221L27 220L28 224L26 222L25 223L19 222L18 219L23 217L24 215H26L31 210L30 207H28V205H29L28 200L31 198V196L33 197V195L39 194V192H41ZM102 186H105L103 188H106V189L109 188V189L108 190H106V189L103 190L100 188L98 189V187L102 188ZM160 186L163 187L164 191ZM177 186L180 188H176ZM232 186L234 188L236 187L237 191ZM6 187H7V189H6ZM125 187H127V189L128 188L130 189V190L128 189L129 192L125 191L126 190ZM140 187H142V188H140ZM157 187H160V188H157ZM165 187H168L167 190H165ZM249 187L252 188V189L250 188L252 190V192H250V193H249L250 190L247 192V189H249ZM90 188H91V191L93 192V194H92V192H89ZM117 188H118V190H117ZM111 189L112 190L114 189L113 190L114 192H112ZM119 189H122V190H119ZM123 189H125V190H123ZM194 189H196V190H194ZM192 190H194V191H192ZM242 190H243V192H242ZM120 191L121 192L123 191L124 193L127 192L128 194L126 193V194H124V196L126 195L125 196L126 198L128 196L129 197L127 199H125V197H122L123 196V195H121L122 193H119ZM162 191H163V193H162ZM253 191H255V192H253ZM174 192L177 193L178 195L174 194ZM197 192H198V194H197ZM232 192H233V194H232ZM240 192L244 193V194H242L244 197H242L241 195L238 196L239 194H241ZM99 193H100V195H99ZM116 193L117 194L119 193L121 195L120 196L121 200L120 199L118 200L119 195L117 196ZM167 193H170V194H167ZM228 193H230V196L232 195L234 197L235 201L233 200L232 196L231 197L229 196ZM245 193L247 195H245ZM78 194H79V196H78ZM89 194H91V196ZM104 194L105 195L107 194V195L105 196ZM161 194L163 197L160 196ZM171 194H174L177 196H174ZM11 195H14L16 197L21 198L22 203L19 205L20 208H16V207L12 208L13 206L6 205V197L11 196ZM83 195H84V197L81 198V196H83ZM169 195L171 197H169ZM221 195H223L224 199ZM74 196H76V197L74 198ZM102 196H104L103 198H105V199H103ZM112 196L114 197V199L112 198ZM43 197H45L47 199H45ZM77 197H79V198H77ZM99 197H101V198H99ZM226 197L230 200V202L225 200V199H227ZM70 198L73 201L76 200L75 201L76 204H74L75 202L73 204L70 203L72 201ZM98 198H99V200H98ZM163 198L164 199L167 198L166 199L167 201L162 200ZM169 198H171V199H169ZM178 198H181L182 200L180 201V199H178ZM211 198H214L216 200V202H218V203H216ZM219 198H221V199L218 200ZM230 198H232V199H230ZM241 198H243V199H241ZM77 199H79V200H77ZM82 199H84V200H82ZM94 199H96V200H94ZM58 200H60V199H58ZM126 200H127V202H126ZM168 200H170V201H168ZM171 200H172V203H171ZM209 200L214 201L215 206H214V204H212L213 202L209 203L210 202ZM222 200H224V201H222ZM84 201H86V202H84ZM111 201H114V203ZM115 201L118 204H119V202L123 201V202H121L123 204V206L125 204L128 206L130 203H131V205L133 204L131 207H129V208H131L130 210H132V207H133V212L132 211L129 212L132 214H130V215L127 214L128 211L127 212L125 211V209L127 208L126 206L123 207L124 211L118 209V211L119 212L121 211V213L117 212V207H116L117 213H115L114 208H113L114 210L109 208V205L111 203H113L116 206L118 205L115 203ZM162 201H164V203H166V204L170 203L174 206H171L170 204H169L170 206L165 205ZM62 203L65 205L68 204L67 207L64 205L65 208H63ZM52 204H53V206H52ZM70 204L74 208L71 209V207L69 206ZM57 205H60V206H57ZM209 205H211L210 206L211 208L213 205V208H214V210H216V212H213L214 211V210H212L213 208L212 209L208 208ZM236 205H238L240 207H238V206L236 207ZM5 207L7 208V212L3 211L6 209ZM52 207H56V208H52ZM61 207H62V209H61ZM215 207H216V209H215ZM235 209H237V210H235ZM126 210H129V209L127 208ZM211 210H212L213 214L218 213V215L217 214L215 215L216 218L213 217L214 215L210 214ZM248 211H249V214H248ZM124 212H126V213L124 214ZM193 212H195V213H193ZM238 212H240V213H238ZM37 214H39V215H37ZM220 214H221V217L223 219L220 218ZM100 216H101V218H99ZM168 216H170V217H168ZM54 218H56V215L54 216ZM84 218L87 222L84 220ZM212 218L214 220H212ZM253 219H254V221L255 220L256 221L254 222ZM99 220H102V221H99ZM74 221H76L77 223ZM214 221H216V222H214ZM5 222H6V224H5ZM72 222H74V223H72ZM101 223H103V224L101 225ZM112 223H114V224L112 225ZM21 224H23V225H21ZM25 224H26V226H25ZM52 224L53 223H51V225ZM50 228L52 229V231L56 230L57 228H58L57 230H59V225H58V227H57V225L55 226L54 224L52 225V227L47 225L45 228H43V230L47 231L49 229L46 232V233H48L51 231ZM31 230H33V231H31ZM48 234H50V233H48ZM106 234H108V235H106ZM32 235H34V236H32ZM63 235H65V236H63ZM99 235H100V237H99ZM21 236H22V238H21ZM101 236H103V238H101ZM106 236H108V238L104 239V237H106ZM208 236H210V237H208ZM95 237L96 238L99 237V239H100L99 242H96L97 245L95 244V241H96ZM114 237H115V239H114ZM71 238H72V240H71ZM35 239H36V241H35ZM57 239H58V241H57ZM103 239L107 240L108 244H107V242L103 244V241H104ZM257 239L258 240L261 239V242L263 244H261V242L258 241ZM25 240L26 241L29 240V241H27L28 244ZM55 240H56V242H55ZM101 241H102V245H101ZM257 242L258 243L260 242L259 245L256 244ZM5 243H6V245H4ZM122 243L125 244L126 246L123 245ZM25 244H27L28 246H26ZM29 244H30V246H29ZM60 244H62V245H60ZM105 244H106V247H104ZM109 244H110V246H109ZM8 245L10 246V248ZM111 245H113V246H111ZM176 245L179 246V247H177V249H176V247H174ZM257 246H260V248ZM69 252H71L72 255L69 254ZM259 252H260V254H259ZM33 253H35V255ZM63 253L65 255H63ZM58 254L60 255V257L61 256L62 257L59 258ZM73 254L75 256H73ZM258 254H259V256H258ZM57 256H58V259L56 258ZM60 259L63 260V263L58 262V260H60Z\"/></svg>",
    "mask_w": 264,
    "mask_h": 264
},
{
    "label": "bare ground",
    "instance_id": "bare-ground-1",
    "mask_svg": "<svg viewBox=\"0 0 264 264\" xmlns=\"http://www.w3.org/2000/svg\"><path fill=\"white\" fill-rule=\"evenodd\" d=\"M11 2H12V4H14V5H18L19 4V2H20V0H10ZM67 1V3H69V8L74 12V11H76V13L78 12V11H84L85 10V12L83 13L84 14V17H82V21L79 23V24H81V25H86V26H91L92 24H93V22L94 21H98L99 23L100 22H110V23H113L114 24V26H116V27H118V28H124V27H127V25H128V23L131 21V23L132 22H137V21H143V19L145 18V15H143L142 13H144V12H146V11H144V12H142V13H140V12H136V11H134V12H132V11H129V12H132L131 13V17L130 18H126L125 16H124V14H125V12L123 11L122 12V10L121 11H118V10H120V7L118 8V10H117V8H115L116 9V11H114V10H112L109 6L111 5L110 3H112L113 1H115V0H96V1H99V2H101L102 4H103V7H101L100 8V11L99 12H96L95 11V7L93 6V4H91L92 3V0H66ZM147 1V0H146ZM185 1V0H184ZM192 1H194V0H192ZM202 1V0H201ZM201 1H200V3H201ZM215 1H220V2H222V4H223V1L225 2V3H227L228 4V6L230 7H227V8H229L230 10L231 9H233L234 7V5L233 4H235V6H236V4L238 5V3H236L238 0H212L211 2L209 1H205V2H207V3H205V2H203V6L201 5V8L199 7V5L200 4H198L196 1H194L196 4H198V8H200L199 10H200V12H199V14L200 15H202V11H203V13H205L204 11H206L207 12V14L206 15H208L207 16V18H206V16H205V19H206V21H207V19H208V17H209V19H210V16H209V14H208V11L210 12L211 10L209 9L208 10V8L210 7H206V6H208V4H213V2H215ZM259 1V0H258ZM256 1V0H246V2H247V6H251L252 8H256V10H255V12H257V13H254V14H256L255 16L253 15V17H254V19H252V17H250L251 18V20H259L260 19V14L262 15V13H260V11H261V9H260V4H258V3H260V2H263V0L262 1ZM159 2V1H158ZM187 2H188V0H187ZM187 2H185V4L187 3ZM191 2V1H190ZM194 2H192V4L194 3ZM20 3H22V2H20ZM94 3V2H93ZM171 2H169V4H170ZM178 3H179V1H178ZM194 3V4H195ZM204 3L206 4V5H204ZM182 4H184V2L182 3ZM188 4V3H187ZM192 4H189L188 6L190 7L188 10H190V9H194L196 6V4L195 5H192ZM222 4H220V5H222ZM214 5H216V4H214ZM224 5V4H223ZM233 5V6H232ZM246 5V4H245ZM262 5V4H261ZM105 6V7H104ZM107 6V7H106ZM184 6H186V5H183V7ZM247 6H245L246 8H247V10L249 9V8H251V7H247ZM124 7V6H123ZM187 7V6H186ZM186 7H184L185 9H187ZM214 7V6H213ZM217 7H219V5L217 4L216 5V8L215 9H218ZM223 7V6H222ZM221 7V8H222ZM232 7V8H231ZM237 7V6H236ZM243 7V6H242ZM245 7H243V9L245 8ZM262 7V6H261ZM206 8H207V10H206ZM210 8H212V7H210ZM221 8H219L218 9V13H220L219 12V10H222ZM224 8V7H223ZM226 8V9H227ZM245 8V9H246ZM251 8V9H252ZM264 8V7H263ZM70 9H68V10H70ZM125 9H126V7H125ZM244 9V10H245ZM251 9H249V10H251ZM128 10V9H127ZM198 10V9H197ZM230 10H228V11H230ZM244 10H241V11H244ZM247 10H245V11H247ZM253 10V9H252ZM253 10V11H254ZM71 11V12H72ZM181 11V10H180ZM180 11H179V13H180ZM187 11V10H186ZM215 11H217V10H215ZM224 11H226L225 9H224ZM252 11V12H253ZM190 12V11H189ZM232 12V11H231ZM230 12V13H231ZM237 12V11H236ZM75 13V14H76ZM80 13V12H79ZM79 13H77V14H79ZM127 13V12H126ZM155 13V12H154ZM177 14L178 16L179 15H181V17L182 18H184V20H185V17L187 16V14H186V16H185V14ZM181 13H188V12H185V10H184V12H182L181 11ZM192 13H194L193 12V10H192ZM191 12H190V15L192 14ZM211 13V12H210ZM212 13H214V14H212L213 16L215 15L216 16V14H218L217 12H212ZM216 13V14H215ZM238 13V12H237ZM248 13H249V11H247V15H248ZM130 14V13H129ZM128 14V15H129ZM145 14H148V13H145ZM165 14V13H164ZM167 14V13H166ZM171 14V13H170ZM195 14V17H196V13H194ZM194 14H192V15H194ZM234 14V13H233ZM242 14V13H241ZM246 14V13H245ZM81 15V14H80ZM169 15V14H168ZM167 15V16H168ZM175 15V14H174ZM187 16L186 18L188 19V17L190 18L191 16ZM219 15V14H218ZM221 15H223V14H221ZM78 16V15H77ZM83 16V15H82ZM130 16V15H129ZM129 16H127V17H129ZM167 16H164L163 15V21L165 20V21H169L170 19H171V17L170 16H173V13L171 14V15H169V19L167 18ZM220 16V15H219ZM219 16H218V18H219ZM229 18H232V17H234L233 15H231V14H229ZM246 16V15H245ZM244 16V17H245ZM175 17H176V15H175ZM175 17H173L174 18V20H175ZM181 17H180V20H181ZM194 17V18H195ZM200 17V16H199ZM202 17V16H201ZM200 17V18H201ZM203 17H204V15H203ZM212 17V16H211ZM79 18H81V16H79ZM193 18V17H192ZM193 18V19H194ZM228 18V16L226 17H224L223 19L224 20H226ZM235 18V17H234ZM233 18V19H234ZM240 18H241V16H240ZM10 19V18H9ZM161 19V18H160ZM176 19H177V17H176ZM191 20V18L190 19H188V20H186L185 21V23L184 22H181V23H183L184 24V26L182 27V29H183V31L185 30V29H189L190 28V26H192V23L194 24V22H192V21H194V20ZM205 19H203V20H205ZM223 19H219V21H224ZM238 18L236 17L234 20H237ZM243 19V18H242ZM173 20V19H172ZM183 20V19H182ZM181 20V21H182ZM210 20H213L212 18L210 19ZM214 20H217V18L215 17V19ZM229 20V19H228ZM251 20H249V23H250V26H248V29H249V27L251 28L252 26H251ZM257 20V22H259V21H261V20H263V18H261V20H259L258 21ZM163 21H161V22H157L158 24L157 25H155V26H151V27H149V28H147V29H149L148 31H151L152 33H154L155 35H158V36H160V37H165V36H167V35H165L163 32H165L166 31V29L164 28V24L162 23ZM200 21H201V19H200ZM209 21V20H208ZM254 21V24L256 23ZM97 22V23H98ZM171 22V21H170ZM177 22V21H176ZM203 22V21H202ZM213 22V21H212ZM229 24H228V26H233L234 25V23H233V20H229V21H227ZM239 23L241 22L240 20L238 21ZM237 21H235V24L237 23V25L239 24ZM245 22V21H244ZM95 23V22H94ZM99 23L97 24V25H99ZM130 23V24H131ZM204 23V22H203ZM207 23V22H206ZM209 23V22H208ZM219 23V22H218ZM218 23H215V25H214V27L216 28V25L218 26V28H219V24ZM222 23H226L225 21L224 22H222ZM248 23V24H249ZM260 23H262V22H259V23H257V24H260ZM100 24H102V23H100ZM180 24V23H179ZM197 24V23H196ZM220 24H221V22H220ZM243 24V23H242ZM257 24L255 25V26H257ZM103 25H106V28H107V24H103ZM154 25V24H153ZM172 26L174 25V24H171ZM182 25V24H181ZM206 25V24H205ZM204 24H198L197 26L194 24V26H195V29L196 30H198V31H201V34H202V32L204 33V32H209L208 30H216L217 31V29L218 28H216V29H214L213 27V29L210 27V29H207V31H205V29L207 28V26L209 27V25H211V24H207L206 26H205ZM253 25V24H252ZM223 26V25H222ZM221 26V28H223ZM260 25H258V27H259ZM10 27H11V21L10 22H8L7 24H3V25H0V36H1V34L2 33H5L6 31H8V30H10ZM92 27V26H91ZM94 27V26H93ZM95 27H97V26H95ZM100 27H102V28H104L102 25H100ZM100 27H99V29H100ZM174 27H176V26H173L172 28H174ZM234 27V26H233ZM253 27H254V25H253ZM101 28V29H102ZM178 28V27H177ZM240 28V27H239ZM254 28H256V30H257V27H254ZM260 28V27H259ZM97 29V28H96ZM98 29V30H99ZM253 29V28H252ZM173 30V29H172ZM175 30V29H174ZM219 30H221L220 28H219ZM227 30V29H226ZM237 30V29H236ZM244 30V29H243ZM255 29H254V31L252 30H250L249 29V31H251L252 33H256L257 34V32H255L256 31ZM259 30V29H258ZM96 31V30H95ZM138 31H139V29H138ZM183 31L180 33V35L178 34V36H177V38H183V37H185L184 36V33H183ZM221 31H223V30H221ZM245 31H248L247 29L245 30ZM248 31V32H249ZM48 32H50V31H48ZM48 32H46V33H48ZM52 32V31H51ZM211 32V31H210ZM217 32H219V31H217ZM46 33H40V34H43V35H45ZM80 33V32H79ZM82 33V32H81ZM130 33V32H129ZM128 33V34H129ZM173 33V32H172ZM213 33V32H212ZM215 33V32H214ZM213 33V34H214ZM226 33V32H225ZM228 33V32H227ZM234 33V32H233ZM244 33V32H243ZM242 33V34H243ZM246 33V32H245ZM250 33V32H249ZM8 34V33H7ZM39 34V35H40ZM51 33H48V35H50ZM52 34H53V32H52ZM89 34H90V32H89ZM92 34V33H91ZM90 34V35H91ZM127 34V35H128ZM168 34V33H167ZM170 34V33H169ZM221 34V33H220ZM223 34V33H222ZM229 34V33H228ZM258 34H260L259 32H258ZM35 35H37V34H35ZM39 35L37 36V38H40V40H42L43 38H47L48 36L47 35H45L44 37H43V35H41L40 37H39ZM79 35V34H78ZM83 35V34H82ZM209 35H211V33H209ZM219 34L217 33H215L214 34V36L212 35V36H209V37H206V39L208 38V39H210L209 41H211L212 42V45H214L215 46V44H218L219 42H220V40L221 39H219V36H218ZM231 35V34H230ZM236 35V34H235ZM251 35V34H250ZM83 36H85V34L83 35ZM137 36V35H136ZM186 36H188V35H186ZM205 36H207V34L205 35ZM234 36V35H233ZM249 36V35H248ZM248 36H243V38L245 37V39H246V37H248ZM255 38H254V37ZM253 36L251 37V36H249L250 38H253L254 40L256 39V35L255 34H253ZM41 37H42V39H41ZM78 37V36H77ZM82 37V36H81ZM92 37V36H91ZM96 37V36H95ZM131 37V36H130ZM199 37H200V35H199ZM202 37V36H201ZM211 37V38H210ZM229 37V39H230V37L232 38V36H228ZM236 37V36H235ZM234 37V39L236 40V38ZM35 38V37H34ZM45 38V41L48 43V38L46 39ZM83 38V37H82ZM86 38V37H85ZM85 38H83V40L85 41V42H87L88 41V39H89V37H88V39L87 40H85ZM96 38H99V37H96ZM95 38V39H96ZM100 38H101V36H100ZM99 38V39H100ZM103 38V37H102ZM150 38V37H149ZM174 38V37H173ZM249 38V39H250ZM99 39H97V40H99ZM134 39V38H133ZM169 39V41H170V38H168ZM167 39V40H168ZM174 39H176V38H174ZM184 39V38H183ZM198 39V38H197ZM205 39V40H206ZM207 39V40H208ZM224 39H225V37H224ZM234 39H230V40H232L231 42H229V43H227L226 41L228 40V38H226V40L224 41V43H226L227 45H228V48H230V47H232V46H234L235 45V43H234ZM248 39V38H247ZM247 39L245 40V41H247ZM248 39V40H249ZM90 40H91V38H90ZM94 40V39H93ZM162 40V39H161ZM200 40V39H199ZM202 40V39H201ZM200 40V41H201ZM241 40V39H240ZM257 40H258V37H257ZM35 40H33V42H34ZM156 41V40H155ZM179 41V40H178ZM203 41H204V39H203ZM37 42V41H36ZM36 42L35 43H33L34 45L36 44ZM44 42V41H43ZM147 42V41H146ZM193 42V41H192ZM195 42V43H194ZM193 43L196 45L197 43L196 42H199V41H194ZM202 42V41H201ZM235 42H237V41H235ZM243 42H244V40L242 41V43L241 42H239V43H241V44H238L239 46L241 45V47H246V45H251V44H248V42L246 43L245 42V45L244 46H242L243 45ZM250 42L252 43L253 42V44L251 45V46H247L246 48H248V50H250V52H252V54L254 55V54H256V55H258L257 57L259 58V55L260 56H262L261 58H264V54H263V52H264V43H262V44H260V42L259 43H254V41H252V39L250 40ZM256 42V41H255ZM38 43H40L39 41H38ZM37 43V44H38ZM57 43V42H56ZM91 43H93V41L91 42ZM143 43V42H142ZM176 43V42H175ZM193 43H191L188 47H193ZM224 43L223 42H220V44H223L224 45ZM232 43H234V45H232V46H230L229 47V45H231ZM238 43V42H237ZM236 43V44H237ZM20 44V43H19ZM33 44H32V46H33ZM37 44L35 45V47L37 46ZM42 45H43V43H41ZM61 44V43H60ZM88 44H89V41H88ZM129 44H131V43H129ZM145 44V42L143 43V45ZM226 44H225V46H226ZM21 45H23L22 43H21ZM50 45V44H49ZM62 45H64L63 43H62ZM59 46L58 48H57V46H55L57 49H58V51H59V48L61 47H63V46ZM151 45V44H150ZM149 45V46H150ZM176 45H178V44H176ZM238 45H236V46H238ZM20 46V45H19ZM19 46H17V47H19ZM48 46V45H47ZM47 46H45L44 48H45V50L47 49V48H50V47H47ZM137 46V45H136ZM219 46V45H218ZM222 46V45H221ZM224 46V47H225ZM34 47V46H33ZM32 47V48H33ZM54 47V48H55ZM146 47V46H145ZM155 47V46H154ZM159 47V46H158ZM211 47V46H210ZM216 47V46H215ZM223 47V46H222ZM14 48V47H13ZM12 48V49H13ZM20 48V47H19ZM21 48H22V46H21ZM20 48V49H21ZM26 48V47H25ZM53 48V46H52V50H56V49H54ZM142 48H143V46H142ZM150 48V47H149ZM156 48V47H155ZM162 48V47H161ZM171 48V47H170ZM175 48V47H174ZM173 48V49H174ZM221 48V47H220ZM228 48L226 49V50H228ZM236 48V47H235ZM246 48H244V53H246L245 52V50H246ZM51 49H47V51L49 50L50 52H52V50ZM85 49V48H84ZM87 49V48H86ZM117 50H115L116 52H118L119 54H122L124 51H125V47L123 46V45H120V46H118V48H116ZM163 49V48H162ZM161 49V51H163ZM165 49V48H164ZM168 49V48H167ZM233 49H234V47H233ZM232 49V50H233ZM236 49H238V51L237 50H235L234 52L235 53H232V54H234V55H236V54H241V58L240 57H237V58H232V57H230V60H231V58H232V61H233V63H231L232 65L234 64L235 65V63L234 62H236V64H238L237 62H239V61H241V63L244 61V60H247L248 59V56H246L243 52L242 53H240L239 52V50L240 49H242V48H236ZM134 50V49H133ZM138 50V49H137ZM159 50H160V47H159ZM222 50V49H221ZM243 50V49H242ZM242 50H240V51H242ZM247 50V51H248ZM136 51V50H135ZM153 51V50H152ZM156 51H158L157 49L155 50V52ZM179 51V50H178ZM177 51V52H178ZM53 52H55V51H53ZM52 52V53H53ZM57 52V51H56ZM160 52V51H159ZM167 52V50L165 51V53ZM179 52H181V51H179ZM249 52V51H248ZM262 52V53H261ZM145 53H146V51H145ZM150 53V52H149ZM154 53V52H153ZM161 53H163V52H161ZM206 53V52H205ZM209 53H210V51H209ZM131 54V53H130ZM143 54V53H142ZM151 54V53H150ZM156 54V53H155ZM164 54V53H163ZM222 54V53H221ZM229 54H230V52H229ZM242 54H244V55H242ZM247 54H250V53H247ZM251 54V55H252ZM116 55V54H115ZM148 55V54H147ZM154 55V54H153ZM153 55H151V56H153ZM168 55V54H167ZM231 55V54H230ZM233 55V56H234ZM113 56H114V54H113ZM125 56V55H124ZM141 56V55H140ZM156 56V55H155ZM210 56H212V55H209L208 53H207V57L206 56H204L205 58V62H206V60L208 59V65H210L209 63H211L210 61H212V62H216L217 60H218V58L217 59H215V61H213L214 59H213V56H212V59L210 60ZM214 56H217V55H214ZM232 56V55H231ZM240 56V55H239ZM112 56H110L109 58H111ZM158 57V59L162 62V60L163 59H167L166 57H165V55H158L157 56ZM176 58H177V56H175ZM174 57V58H175ZM185 57V56H184ZM236 57V56H235ZM255 57V56H254ZM142 58V57H141ZM144 58V57H143ZM152 58V57H151ZM178 58H180V57H178ZM183 57H181V59L179 60H177V59H175L174 61L172 60L171 62L167 59L166 60V62L167 61H169L170 63H168V65L167 66H165V67H161V69H160V71L159 70H155L156 72L158 71L159 73V75L156 73H154V72H150V71H154V68H157V66H158V63L160 62H158V63H149V61L147 62V61H143V63H142V61L140 62L141 63V65H140V63H139V72L141 73L140 74V77L139 78H141V79H139V83H138V85H140V87H143V90H141V92L143 91V93H140V94H145V95H148V94H154V93H158V94H160V96H162L163 94L162 93H168V94H177V95H179L180 96V98H182V101H185L186 99H188V100H190L189 98V95L191 96V93H192V91L193 90H190L191 91V93L190 94H188V96L187 95H185L184 93H182L181 92V90L179 89V91L178 92H176V90L174 89L175 87H173L172 85H171V87H173V88H170V86H169V88H163V87H160V88H163V89H160L159 87V89H156V88H154V89H152L153 88V86H152V88H150L148 85H150V84H146V80H147V78H146V76L149 74V73H154L153 74V79H155V80H152V77L150 76V74H149V76L150 77H148V78H151L150 80L151 81H153L155 84H157V83H161V81L163 82V84L165 83L164 81L165 80H170V79H172L173 80V78H175L176 76H178V78H179V76L180 75H182V77L183 78H186V79H189L190 78V72L188 73V71H186L185 73L183 72L182 74L180 73V72H182L181 70H183L182 69V67H183V64H184V62H186V60H184V59H182ZM185 58H187V57H185ZM225 58H226V60H227V58L229 59V55L228 56H225ZM259 59L260 61L262 60L263 61V59ZM1 59V58H0ZM5 59V58H4ZM153 59H156V58H154L153 57ZM170 59V58H169ZM255 60V58H253V57H251V60ZM257 59V58H256ZM148 60V59H147ZM190 60V59H189ZM210 60V61H209ZM219 60H220V57H219ZM239 60V61H238ZM258 60V61H259ZM2 61H3V59H2ZM136 61H138V60H136ZM157 61V60H156ZM225 61V60H224ZM231 61V62H232ZM250 61V60H249ZM256 61V60H255ZM261 61V62H262ZM161 62H160V64H161ZM166 62H164V63H166ZM227 62L229 63L230 61H228L227 60ZM226 62V63H227ZM254 62V61H253ZM137 63V62H136ZM187 63V62H186ZM219 63H221V61L219 62ZM227 63V64H228ZM240 63V62H239ZM240 63V64H241ZM256 63H258V62H254V65L256 66ZM116 65L118 64V65H120L121 64V62H120V64L119 63H115ZM122 64H124V63H122ZM122 64L120 65L121 67H122ZM132 64V63H131ZM159 64V66H161ZM163 64V63H162ZM167 64V63H166ZM213 63H211V65H212ZM216 64V63H215ZM239 64V65H240ZM244 64V65H243ZM261 64H263V66H264V63H261ZM134 65V64H133ZM228 65H230V64H228ZM227 65V66H228ZM232 66V67H230V66H228L229 68H232V69H230V70H228L229 68L227 67V70L226 71H229L228 73L227 72H225L227 75L229 74L230 75V77L232 78V79H234L233 81H232V79L231 78H229L230 79V81L232 82V84L230 83V81H228L229 79H228V77H227V79L228 80H226V81H228L227 82V85H234V84H236L235 86H233V87H230V86H226L225 85V83H224V85L226 86V89H227V87H230L231 89H229L230 91L234 88L235 90L233 91V92H231V93H233L232 94V96L234 95V94H237L238 96L239 95H241V99H240V101H239V98L236 96V98H238V100H233V101H231V99H224V95H223V97H220L221 98V100H222V98L224 99L223 101H224V103L223 104H226V102H228V101H230L229 102V104H230V106L229 107H232L233 106V104L234 103H237L236 101H238L239 102V104H240V102H241V107H239L238 106V108H241V110L240 111H238V112H235L234 114H230V115H232L231 116V120H234L235 122H236V125L235 126H230V124L228 123V121L227 120H225V118L223 117H218V115L216 116V117H218V119H217V121L215 122V123H217V125L220 127V129H222V131H220V130H216V131H219V133L220 134H222L220 137H213L212 135H215L216 136V134H208V138H209V135H211L210 136V138L211 139H206V138H204L203 137V134H205V133H203V134H201V136L199 137V134H198V136H189V141H188V144H187V146L185 147V150L181 153H174L175 152V147H176V145H175V143H171V141L169 140V144L168 145H166V144H164V145H166V146H164L163 147V150L164 151H162V152H165V159L162 161V164H161V166H164V167H166V170L168 169V167H173L174 168V170H179L178 168H176V166L177 165H174L175 163L173 162L174 160H175V162L177 161L178 163H180L181 164V166H183V167H186L191 161H193L194 160V158L193 157H195V154L197 153L196 152V150H195V147H196V145H198V144H200V145H202V144H204V142H206V140L208 141V144H210L211 146L213 145V150H215V152L217 151V156H218V158L216 157V159H217V161L215 160V161H213L212 162V164L211 163H208V164H211V165H209L208 167L210 168V166H212L213 165V163H214V166H213V168L211 167V169L209 170L208 169V171H210V172H212L213 171V173H212V175H213V177L217 180V181H219L220 179L219 178H223L224 176L222 175V171L223 170H221V171H219V172H216L218 169H216V168H221L222 166V164H223V162H224V159L227 157V156H230L231 155V148L233 147L232 146V143L234 142V141H242V142H244V138H243V136L242 135H244L243 133H244V129H246V127L245 126H247V125H244V129L242 128V125H243V123L247 120V118H248V115H250L251 114V112H252V114L256 111L257 113H258V116H260V118H261V116H264V104H255L254 102H253V100H252V95L255 93V89H259L260 87L262 88V86H263V88H264V76L262 77V75H264V72L261 74V72L259 73V71H260V69H258V68H254V70L253 69H251V68H253V67H249V66H251V65H249V62L248 61H246V65H245V61H244V63H242V65L243 66H245L244 68L242 67V65L240 66V67H242V68H240L239 66H237V67H235V66ZM259 65V64H258ZM119 66V67H120ZM207 66V65H206ZM205 66V68L204 69H198V70H200V73L199 74H201V75H205L206 74V72L208 71V69L207 68H209V66L208 67H206ZM246 66H248L247 68H246ZM120 67V68H121ZM130 67V66H129ZM212 67H213V65H212ZM211 67V68H212ZM220 67V66H219ZM223 67H224V65H223ZM239 67V68H238ZM260 67V66H259ZM124 68V67H123ZM123 68L121 69L122 71H124L125 72V75H127V74H129V73H127L125 70H123ZM209 69V70H211V72H209V74H213L214 72H217V75H219V73H218V70H217V68L216 67H214V68H216V70L215 71H212V69ZM225 68V67H224ZM250 68V69H249ZM125 69V68H124ZM129 69H131V68H129ZM185 69V68H184ZM205 69H207V70H205ZM219 69V68H218ZM13 69H10V71H12ZM214 70V69H213ZM220 70V69H219ZM223 70V69H222ZM10 71H8V72H10ZM112 71V70H111ZM194 71V70H193ZM13 72V71H12ZM110 72V71H109ZM123 72V73H124ZM128 72H130L129 70H128ZM133 72V71H132ZM132 72H130L131 74H130V76H131V78H133V76H135L134 78H136V77H138V75H139V73L138 74H136V73H134V74H136V75H133V73ZM197 72H199V71H197ZM220 72H223V71H221L220 70ZM102 73V72H101ZM127 73V74H126ZM148 73V74H147ZM192 73V72H191ZM194 73V72H193ZM196 73V72H195ZM225 73H223V74H225ZM11 74V73H10ZM197 74V73H196ZM208 74V75H209ZM222 74V75H223ZM260 74H261V76H260ZM144 75V76H143ZM194 75V74H193ZM23 76V75H22ZM106 76H109V80H111L112 82L113 81H115V82H119V83H117L118 85L120 84H128L129 83V85H126L127 87H129L130 85H132V82H131V84H130V81H128V79L127 80H125L123 77H122V74L119 72V71H117V70H115L114 72H110L109 74H107ZM130 76L129 75H127V77H129L130 78ZM199 76V75H198ZM206 76H207V74H206ZM226 76V75H225ZM26 77V76H25ZM34 77V76H33ZM98 77V76H97ZM127 77H125V78H127ZM191 77H192V75H191ZM196 77V76H195ZM215 74H214V78L213 79H215ZM218 77H221V75L220 76H218ZM224 77V76H223ZM102 78V77H101ZM121 78H123V79H121ZM133 78V79H134ZM177 78V77H176ZM181 78V77H180ZM179 78V79H180ZM192 78H194V77H192ZM204 78V77H203ZM206 78H208L207 80H205L208 84L207 85H209L211 82H213V81H210V79L209 78H212V77H210V76H207ZM222 78V77H221ZM225 78L226 77H224V78H222V79H224V80H221V81H219V79H217V82H220L221 84H222V81H225ZM20 79V78H19ZM97 79H99V78H96V80ZM108 79V78H107ZM132 79V81L134 82V80ZM198 79V78H197ZM199 79H202V77L200 78L199 77ZM21 81H19V83L21 84V82H23L22 81V78L20 79ZM23 80H25V79H23ZM29 80V79H28ZM27 79L25 80V82L27 81V82H29ZM109 80H107V81H100V82H110ZM123 82H122V81ZM135 80H138V79H135ZM149 80V81H150ZM183 80H185V79H183ZM196 80V79H195ZM212 80V79H211ZM236 80V81H235ZM187 81V80H186ZM189 82L191 81V86L193 87V89L194 90H205L206 89V85H204V86H206L205 87V89H204V86H202L203 84H201V81L199 82V84L198 83H196V82H194L193 80H188ZM204 81V80H203ZM203 81H202V83H203ZM25 82H23V84L22 85H24V84H27V83H25ZM34 82V81H33ZM181 82V81H180ZM206 82H204V84L206 83ZM210 82V83H209ZM216 82V81H215ZM1 83V82H0ZM135 83V82H134ZM152 83V82H151ZM177 84H178V80H177V82H176ZM175 83V84H176ZM214 83V82H213ZM213 83H211V84H213ZM249 83H254V85H252V87H250V85H249ZM2 85L4 84V83H1ZM29 84H31L30 82H29ZM35 84V83H34ZM98 84H100V83H98ZM102 84H104V83H101V85ZM110 84V83H109ZM116 83L114 84V85H117ZM167 84V83H166ZM165 84V85H166ZM169 84V83H168ZM183 84H185V83H183ZM217 84V83H216ZM215 85V83H214V85H213V88H214V86H217L218 88L219 87H221L222 85ZM5 85V84H4ZM7 85V84H6ZM101 85H98V86H101ZM137 85V86H138ZM8 86V85H7ZM25 86V85H24ZM28 86V85H27ZM31 86H32V84H31ZM103 86V85H102ZM123 88L125 87V86H123V85H121ZM151 86V85H150ZM156 87H157V85H155ZM160 86V85H159ZM175 86V85H174ZM178 86V85H177ZM212 86V85H211ZM210 86V87H211ZM225 86H223V87H225ZM32 87H34V86H32ZM36 87V86H35ZM94 87V86H93ZM168 87V86H167ZM192 87H191V89H192ZM203 87V88H202ZM216 87V88H217ZM223 87H222V89H223ZM255 89H254V88ZM0 88H1V86H0ZM3 88H5V87H3ZM26 88V87H25ZM90 88H92V87H90ZM88 89V91L86 92V94L83 96L84 97V99L86 100V99H88V98H90V99H93V98H97L98 96H100V97H102L101 99L99 98L98 99V102H100L99 104L102 106V104H103V106L102 107H104L105 105L106 106H108V103L111 101V98L109 97V98H105V97H107V95L108 94H104V95H99L98 94V92H96V91H94V90H97L98 89V87L96 88L95 87V89ZM122 88V89H123ZM131 89H132V87H130ZM211 89L212 91L214 90V92H212V91H210V92H212V93H215L216 92V90L215 89ZM253 88V89H252ZM26 89H28V88H26ZM34 89V88H33ZM33 89H31V90H33ZM99 89H101V87L99 88ZM98 89V90H99ZM117 89L119 90L120 89V86H118L117 87ZM122 89H120V90H122ZM125 89V88H124ZM127 89V88H126ZM176 89H178V87L176 88ZM208 89V88H207ZM206 89V91H207V93H206V91H204L205 92V94H210L209 93V91L208 90H210V88L207 90ZM220 89V88H219ZM222 89L220 90L221 92H220V94H216V93H219V92H216L215 93V95L213 96V99L211 100L210 99V101H211V104H212V102L213 101H215L214 100V97H217L218 95H222L223 93V91H222ZM226 89L224 88V91H226ZM7 90H9V89H7ZM29 90H30V88H29ZM29 90H28V92L27 93H29ZM117 90V91H118ZM119 90V91H120ZM238 91V93L240 92V94H238V93H235V91ZM0 91H3V90H0ZM6 91V90H5ZM4 91V92H5ZM36 91V90H35ZM102 91V90H101ZM100 91V92H101ZM109 91V90H108ZM115 91H116V89H115ZM124 90H122V92H123ZM131 91H133L134 92V90L132 89ZM139 91H140V89H139ZM190 91H188V92H190ZM217 91H219V90H217ZM10 92V91H9ZM121 91H120V93H118L117 95H124V97L126 96V95H128V93L127 94H124V92L122 93ZM132 92V93H133ZM184 92H186V91H184ZM197 92V91H196ZM199 92V91H198ZM226 92H228V96L230 97L231 95H229L230 94V92L227 90ZM103 93V92H102ZM112 93V92H111ZM110 93V94H111ZM131 93V94H132ZM138 93V92H137ZM181 93V94H180ZM222 93V94H221ZM5 94V93H4ZM39 94V93H38ZM162 94V95H161ZM196 94V93H195ZM194 94V95H195ZM200 94V93H199ZM227 93H225V96H227L226 95ZM22 95V94H21ZM113 95L115 96V94L113 93ZM143 95H141V96H143ZM193 95V96H194ZM197 95V94H196ZM195 95V96H196ZM78 96V95H77ZM80 96H82V95H80ZM111 96V95H110ZM114 96H113V99H114ZM164 96V95H163ZM162 96V97H163ZM184 96V97H183ZM203 96L204 95H202L200 98H202L203 99ZM209 96V95H208ZM231 96V97H232ZM66 97V96H65ZM71 97H73V96H71ZM104 97V98H103ZM165 97V96H164ZM196 97H199V96H196ZM204 97H206V96H204ZM209 97H211V96H209ZM209 97L207 98V99H209ZM234 97V96H233ZM18 98V97H17ZM20 98V97H19ZM27 98V97H26ZM74 98V97H73ZM75 98H76V96H75ZM78 98V97H77ZM82 98V97H81ZM126 98V97H125ZM127 98H129L128 96H127ZM195 98V97H194ZM200 98H197V99H200ZM205 98V100L207 101V99ZM226 98V97H225ZM70 99H72V98H69L68 96L64 99L65 101H68V103L67 104H69L70 103V101H73V100H70ZM140 100H141V98H139ZM215 99H219L218 97L217 98H215ZM21 100V99H20ZM19 100V101H20ZM24 100L25 101H27L25 98H24ZM32 100H34V99H32ZM37 100V101H36ZM40 99H35V103H38V101H39ZM79 100H81V99H79ZM79 100H77L76 101V104H78L77 102L79 101ZM96 100V99H95ZM100 100H102V102L100 101ZM116 100H117V98H116ZM166 100V99H165ZM174 100V99H173ZM196 100V99H195ZM221 100H218V102L219 101H221ZM226 100H228V101H226ZM28 101H29V103H30V99L28 98ZM27 101V102H28ZM75 101V100H74ZM176 102V104L178 103V100H175ZM181 101V102H182ZM206 101H204V100H200V102L198 101V103L196 104V103H194L193 104V106L195 105H199V106H197L198 108L196 109V111L195 112H197V115L196 116H194V117H197V120H199L198 118H204L203 120H205V118H207L209 115H207L208 114V112L210 111L211 112V110H209V108L212 106H216V105H218L219 103L217 102V100H216V103H215V105H210L208 102H206ZM226 101V102H225ZM22 102V101H21ZM26 102V103H27ZM39 102H41V101H39ZM45 102V101H44ZM44 102H42V103H44ZM52 102V101H51ZM80 102V101H79ZM83 104H82V103ZM81 105L82 106H84V102L85 101H82L81 100ZM96 102H97V100H96ZM95 102V103H96ZM108 102V103H107ZM149 102V101H148ZM154 102H157V101H154ZM180 102V101H179ZM196 102V101H195ZM26 103H23V104H26ZM32 103V102H31ZM34 103V102H33ZM105 103H107V104H105ZM119 104L121 103V104H124V103H122V102H118ZM159 103V102H158ZM157 103V104H158ZM167 103V102H166ZM184 103H187V100L185 101V102H183L182 104H184ZM231 103H233V104H231ZM28 104V103H27ZM44 104H47V101H46V103H44ZM66 104V105H67ZM75 104V103H74ZM111 105H114L115 103H110ZM118 104V106H116L117 108L116 109H118L119 111L120 110H122L123 112H124V114H126L125 113V109H126V107H125V105H124V107H125V109L123 108V105H122V108L123 109H121V104L119 105ZM136 104H139V105H142L141 103H139V100H138V103H136ZM155 104V103H154ZM171 104H173V103H171ZM220 104H222V102L220 103ZM229 104H227V105H229ZM71 105H72V102H71ZM81 105H77V106H80V108H78V111H80L81 110ZM111 105H109L110 106V109H113L114 107L113 106H111ZM116 105V104H115ZM138 105V108L140 107ZM143 105H145L144 103H143ZM179 105V104H178ZM185 105V104H184ZM183 105V106H184ZM187 105V104H186ZM190 105V104H189ZM232 105V106H231ZM237 105V104H236ZM236 105H234V106H236ZM68 106H70V105H68ZM96 106V105H95ZM94 106V107H95ZM100 106V107H101ZM108 106V107H109ZM146 107H147V105H145ZM149 106V105H148ZM156 106H158V105H156ZM160 106H161V104H160ZM182 105H181V107H183ZM233 106V107H234ZM66 107V106H65ZM86 107H88V106H86ZM97 107V106H96ZM100 107H98L99 109H100ZM111 107H113V108H111ZM134 108L136 107L137 108V106L135 105V106H133ZM144 107V106H143ZM151 107V106H150ZM152 107H153V105H152ZM152 107H151V109H152ZM164 107V106H163ZM173 107V106H172ZM188 107V106H187ZM224 107H226L227 108V106H224ZM89 108V107H88ZM88 108L86 109L87 111H88ZM98 108H97V110H98ZM138 108H137V110H138ZM141 108H142V106H141ZM149 108V107H148ZM194 108V107H193ZM196 108V107H195ZM235 108V107H234ZM18 109V108H17ZM64 109V108H63ZM66 109V111H68L67 110V108H65ZM83 109H84V111H85V107H83ZM158 109H159V107H158ZM168 109V108H167ZM176 109V108H175ZM107 110V109H106ZM115 110V109H114ZM131 110H132V112H134L135 111V109L133 110V108H131ZM154 110V109H153ZM170 110V109H169ZM20 111H22V110H20ZM26 111V110H25ZM64 112L65 114H67L68 112ZM83 111V110H82ZM83 111V112H84ZM129 111H130V109H129ZM129 111H127V113L129 112ZM149 111V110H148ZM156 111V110H155ZM154 111V112H155ZM160 111V110H159ZM180 111V110H179ZM178 111V112H179ZM181 111H184V110H181ZM189 110L187 109V111H185V112H187V113H189V114H191L190 112H188ZM194 110H192L191 109V112H193ZM216 111H217V109H216ZM235 111H237V110H235ZM5 111L3 110L2 111V113H4ZM15 112H16V110H15ZM14 112V113H15ZM17 112H19V110H17ZM16 112V113H17ZM23 112V111H22ZM90 112V111H89ZM91 112H92V110H91ZM90 112V113H91ZM95 112H96V110H95ZM110 112H111V110H110ZM116 112H117V110L115 111V114H112L113 115V117L115 118V120H119L118 118L119 117H122V116H119L118 117V112H117V114H116ZM184 112V113H185ZM226 112H228V111H226ZM0 113H1V111H0ZM15 113V114H16ZM24 114H26L25 112H23ZM62 113V112H61ZM61 113H59L58 115H60ZM94 113V112H93ZM112 113V112H111ZM114 113V112H113ZM120 113V112H119ZM139 113V112H138ZM151 113L152 112H150V114L149 115H151ZM183 113V112H182ZM186 113V114H187ZM194 113V112H193ZM192 113V114H193ZM217 113H219V112H217ZM231 113V112H230ZM24 114H23V116H21V118L18 120V122L16 121L15 123H13V124H10L11 126L13 125V126H15L16 124L18 125H21V127L23 128V127H26L25 128V130H26V132H27V129H30L31 128V131H32V127H30V126H32L33 124H32V118L30 119V117H27V116H24ZM80 114V113H79ZM84 114V113H83ZM92 114V113H91ZM90 114V115H91ZM107 114H108V112H107ZM124 114H123V116H124ZM137 114V113H136ZM173 113H171V115H172ZM185 114V115H186ZM212 114L213 115H215L213 112H212ZM2 115V114H1ZM31 115V114H30ZM63 115V114H62ZM68 115V117H69V114H67ZM112 115L110 116V119H112L113 117H112ZM127 116H128V114H126ZM129 115H132L131 113H129ZM154 115H156V114H154ZM174 115V114H173ZM176 115V114H175ZM194 115V114H193ZM11 116V115H10ZM83 117L85 116V115H82ZM87 117L89 116V114H87L86 115ZM105 116H106V114H105ZM133 116V115H132ZM142 116H144V115H142ZM187 116V115H186ZM257 116V117H258ZM9 117V116H8ZM14 117H15V115H14ZM129 117V116H128ZM128 117H125L126 118V120H127V123L125 122V124H124V122H123V119H122V122H117L116 124H115V126H114V129H113V131H115V129L117 130V129H120L121 131L120 132H122V131H124V129H126V128H124V127H127V126H124V125H126V124H128ZM135 117V116H134ZM145 117V116H144ZM176 117V116H175ZM188 117V116H187ZM186 117V118H187ZM192 117V116H191ZM228 117H230V116H228ZM250 117V116H249ZM257 117H255V118H257ZM59 118H61V119H66V117H61V115L59 116ZM78 118V117H77ZM82 117H80L79 119H81ZM113 118V119H114ZM190 118V117H189ZM209 118H210V116H209ZM209 118H207V119H209ZM227 118V117H226ZM78 119V121H80ZM84 119V120H83ZM86 118H82V123H83V121H86L85 120ZM96 121L97 120H99L98 119V117L96 116ZM109 119V118H108ZM112 119V120H113ZM129 119H131V118H129ZM188 119V118H187ZM193 120H194V118H192ZM196 119V118H195ZM213 119H216V118H213ZM230 119V118H229ZM250 119V118H249ZM56 120V119H55ZM57 120H59L58 118H57ZM56 120V121H57ZM75 120H77V119H75ZM257 120V119H256ZM65 120H62V123L64 122ZM74 121V120H73ZM88 121V120H87ZM86 121V122H87ZM90 121V120H89ZM89 121H88V123H84V125L85 124H91V123H93V122H91L90 121V123H89ZM100 121V120H99ZM98 121V122H99ZM120 121V120H119ZM139 121H140V119H139ZM202 121V120H201ZM209 121H211V120H209ZM234 121H232V122H234ZM260 121H262V120H260ZM264 121V120H263ZM262 121V122H263ZM31 122V124L32 125H28V123H30ZM61 121L59 120L58 121V123H60ZM71 122V121H70ZM74 122H76V121H74ZM74 122H72L73 124H74ZM108 122V121H107ZM111 122V124L114 122V121H110ZM195 122V121H194ZM256 122L257 121H255V124H256ZM262 122H260L259 123V119H258V125L260 126V124H262ZM55 123V122H54ZM69 123V122H68ZM81 123V122H80ZM80 123H78V122H76V124L77 125H79ZM97 123V122H96ZM103 123V122H102ZM200 123V122H199ZM202 123V122H201ZM264 123V122H263ZM25 124H27L26 126H25ZM52 124V123H51ZM76 124H74V126L76 127ZM94 124V123H93ZM141 124V123H140ZM155 124V123H154ZM153 124V125H154ZM164 124V123H163ZM163 124H161L159 121H157V123L153 126V128L151 129V130H148L149 131V133H148V137L150 138V141H155L156 139H157V137H159L158 135H160V134H158L159 132H160V130L162 129H164V130H167L166 132L167 133H164L163 135H165V134H169L168 132H172L173 131V129H175V128H173L174 126H176V125H174V126H172V125H168V124H166L165 126L163 125ZM171 124V123H170ZM204 124L205 123H202V129H206L207 127H205L204 126ZM252 124H254V123H252ZM16 125V126H17ZM58 125V124H57ZM101 125V124H100ZM99 125V126H100ZM103 125L105 126V123H103L102 124V126L101 127H103ZM108 125V124H107ZM196 125V124H195ZM207 125H209V124H207ZM211 125H212V123H211ZM215 125V124H214ZM258 125H256V126H258ZM15 126V127H16ZM30 128H29V127ZM51 126V128L53 129V127H52V125H50ZM80 127L78 128V126H77V130L79 129L80 130V128H81V125H79ZM98 126V125H97ZM93 127L94 128V130L96 129V128H101V127ZM199 126V125H198ZM217 126V127H218ZM254 126V125H253ZM252 126V127H253ZM66 127V126H65ZM92 127V126H91ZM106 127V126H105ZM111 127V126H110ZM110 127H108V128H110ZM116 127V128H115ZM143 127V126H142ZM165 127V128H164ZM177 128H178V126H176ZM195 127V126H194ZM199 127H201V124H200V126ZM209 127V126H208ZM217 127H215V128H217ZM218 127V128H219ZM248 127V126H247ZM112 128V127H111ZM110 128V129H111ZM140 128V127H139ZM138 128V129H139ZM50 130V131H53V133H54V135H55V133H57L59 130H56L57 132H54L55 130ZM60 129V128H59ZM213 130H214V128H212ZM23 130V129H22ZM101 130V129H100ZM99 130V131H100ZM163 130V131H164ZM199 130V129H198ZM212 130V131H213ZM257 130H263V133H264V125H261V127H258V129ZM67 131V130H66ZM70 131V130H69ZM72 131H74V130H72ZM81 131V130H80ZM84 131H86V130H84ZM96 131V134H97V132L99 133V131H97V130H95ZM108 131V130H107ZM119 131V130H118ZM132 131H134V130H132ZM136 131H138V130H136ZM193 131V130H192ZM205 131V130H204ZM207 132H208V130H206ZM205 131V132H206ZM209 131H211L210 129H209ZM211 131V132H212ZM247 131V130H246ZM256 131V130H255ZM255 131H253L252 130V136H253V134L255 133ZM42 132V131H41ZM46 132V131H45ZM65 132V131H64ZM79 132V131H78ZM110 132V131H109ZM116 132V131H115ZM145 132H146V130H145ZM174 132V131H173ZM195 132V131H194ZM254 132V133H253ZM260 131H258V133H259ZM23 133H25L24 131H23ZM28 133H30V132H28ZM40 132H38V134H39ZM50 133V132H49ZM52 133V132H51ZM52 133V134H53ZM86 133H87V131H86ZM86 133H77L76 134V136L77 135H79V136H77V138H79L80 136H82L83 134L84 135H86ZM95 133V132H94ZM94 133H92V134H94ZM123 133V132H122ZM163 133V132H162ZM198 133V132H197ZM218 133V134H219ZM246 133V132H245ZM257 133V132H256ZM257 133V134H258ZM263 133L261 132V133H259L261 136L263 135ZM1 135V137H4V135L2 134V133H0ZM41 134H44V132H42ZM69 134L70 133H68V136L67 135H64V136H66L67 138L68 137H70V136H72V135H70L69 136ZM105 134H107V133H105ZM110 134V133H109ZM113 134V133H112ZM111 134V135H112ZM117 135H118V133H116ZM131 135H132V137L133 138H131V139H136V138H138V137H136L137 136V134H132V133H130ZM178 134V133H177ZM177 134H175L174 136H172L173 138H171V139H173L174 140V138H177L176 136H177ZM207 134V133H206ZM217 134V135H218ZM219 134V135H220ZM47 135V134H46ZM73 135H74V133H73ZM121 135V134H120ZM130 135V136H131ZM170 135H172V133L170 134ZM180 135V134H179ZM58 135H55V137H57ZM64 136H63V138H61V140L63 139H65L64 138ZM88 136V135H87ZM99 136V135H98ZM100 136H102L101 134H100ZM108 136V135H107ZM116 136V135H115ZM119 136V135H118ZM117 136V137H118ZM128 136H129V134H128ZM129 136V137H130ZM135 136V137H134ZM206 136V135H205ZM59 137V136H58ZM60 137H62V136H60ZM75 137V136H74ZM97 137V136H96ZM95 137V138H96ZM121 137V136H120ZM118 138V141H116L117 142V144H114L113 146H110V148L109 147H107V148H109V149H107L106 151H107V153L110 155L111 154V157L109 156V157H107V160H109V161H106V163H108V162H112V160H111V158L112 157H114L115 155V153L117 152V150H118V148H119V146L121 145H125L126 144V142H128V140H129V142H130V139H127V141L124 139V138ZM122 137H123V135H122ZM127 137V136H126ZM125 137V138H126ZM161 137V136H160ZM181 137V136H180ZM77 138H75V140L77 141H75V140H71V141H74V142H76V143H74L75 144V146H76V144H77V147L78 146H80V145H78V144H80V142L82 141V139H80V141H78V139ZM86 138V137H85ZM95 138H93V139H91V140H94ZM101 139H103L102 137H100ZM140 138V137H139ZM138 138V139H139ZM162 138V137H161ZM179 138V137H178ZM213 138H214V140H215V142H216V145H214L215 143H213L212 142V140H213ZM1 139V138H0ZM55 139V138H54ZM69 139V138H68ZM90 139V138H89ZM137 139V140H138ZM166 139V138H165ZM180 139V138H179ZM179 139H177V140H179ZM187 139V140H188ZM248 139V138H247ZM56 140V139H55ZM59 140V139H58ZM57 140V141H58ZM70 140V139H69ZM88 140V139H87ZM142 140V141H141ZM168 140V139H167ZM181 140H182V138H181ZM18 141V140H17ZM84 142H85V140H83ZM83 141H82V143H83ZM95 141H96V139H95ZM134 141V140H133ZM140 141H141V148H139V151H141V152H138V153H136L135 155H130L129 156V154H127L126 156H125V159H124V161L123 162H121L122 163V166H121V168H120V170H119V172L117 173V174H119L120 175V177H123V179L124 178H128V179H130L131 180V177H130V174H128L127 172L125 173L124 171H123V169H127V170H134V169H136L137 168V165H136V163L137 164H140V161L139 160H143L147 155H148V157H149V160H151V158H153L154 156V153L152 154L151 152H152V150L150 151V147L149 146H153V145H151V143H147V142H145V141H143V139H140ZM149 141V140H148ZM89 143V141H86L85 143L86 144H88ZM164 142V141H163ZM168 142V141H167ZM1 143V142H0ZM20 143V142H19ZM64 143V142H63ZM62 142H61V144H63ZM72 143V142H71ZM96 144H98L99 142H95ZM94 143V144H95ZM137 143H139V142H137ZM155 143V142H154ZM162 143V142H161ZM187 143V142H186ZM236 143V142H235ZM234 143V144H235ZM3 144V143H2ZM17 144V143H16ZM50 144V143H49ZM53 145L55 144V142L54 143H52ZM60 144V143H59ZM90 144H92L91 142H90ZM128 144V143H127ZM163 144V143H162ZM13 146H15L16 147V145H14V144H12ZM55 145H58V144H55ZM83 145H85L84 143H83ZM100 145H101V143H100ZM99 145V146H100ZM108 145H110V144H108ZM129 145H131V144H129ZM156 145V144H155ZM256 145H257V147H256ZM4 146H7L6 144L5 145H1L0 146V152L2 151H4ZM18 146H19V144H18ZM49 146H51V145H49ZM86 146V145H85ZM96 146V145H95ZM99 146L97 145V148H99ZM102 146V145H101ZM204 146V145H203ZM14 147V148H15ZM52 147V146H51ZM50 147V148H51ZM63 147H64V149L66 150V148H65V146H62V148H61V150H64L63 149ZM76 147V148H77ZM81 147V146H80ZM88 148L90 147L89 145L87 146ZM92 147V146H91ZM135 147V146H134ZM159 147V146H158ZM13 147H9V151H8V153L11 151V149H12ZM14 148H13V150H14ZM136 148H138V147H136ZM206 147L204 146V148H202V149H205ZM209 149L210 148H212V147H208ZM245 150H241V151H246V150H249V152H247V155L251 158V160H254L255 158H257V156L258 155H263L264 154V137L262 138V137H260V136H258L257 135V137H251L249 140H247L246 141V144H245ZM8 149V148H7ZM53 149H56L57 150V148H56V146H54V148ZM85 147H84V151H85ZM91 149H94V148H91ZM100 149V150H99ZM98 150L97 149H94L95 151H93V152H96V154H99V156H100V151H102L101 153H103V150L101 149V148H99ZM141 149V150H140ZM196 149H197V147H196ZM242 149H244V148H242ZM256 149V150H255ZM15 150H16V148H15ZM14 150V151H15ZM19 150V149H18ZM22 150V149H21ZM20 150V151H21ZM24 151H25V149H23ZM56 150H53V151H55L56 152ZM63 151V152H66V151ZM81 150V149H80ZM97 150V151H96ZM133 150V149H132ZM149 150V151H148ZM161 150V149H160ZM211 150V149H210ZM209 150V151H210ZM14 151L12 152V154L14 153ZM19 151V153H22V151L20 152ZM83 151V152H84ZM91 151V150H90ZM89 149H88V151H86L85 152V154H88L89 152ZM128 151H130V148L129 149H127V152ZM134 151H136V150H134ZM138 151V150H137ZM136 151V152H137ZM5 152H7V150L5 151ZM16 152L17 151H15V153H14V156L13 157H15V159H17V154H18V158L20 159L21 158V156H19L20 154L19 153H17L16 154ZM27 152H29L27 155L29 156V160L27 161H23V162H21V161H18L19 159H17L16 160V162L15 163H13L14 165L13 166H15L17 169L18 168H22V167H24V166H26V165H29V164H32V160L33 159H37V158H40V157H38V156H41L42 158L43 157H46V154H44V153H42L41 151H38L36 148H30L29 147V149H28V151ZM60 152H62V151H60ZM88 152V153H87ZM122 151H119L118 153H121ZM126 152V153H127ZM207 152V151H206ZM239 152V151H238ZM8 153H7V156H3V157H1V158H8L9 156H8ZM11 153V152H10ZM79 153V152H78ZM78 153H76V154H78ZM129 153V152H128ZM160 153V152H159ZM209 153V152H208ZM211 153V152H210ZM212 153L215 155V153H214V151H212ZM6 154V153H5ZM15 154H16V156H15ZM23 154H24V152H23ZM23 154H22V156H23ZM62 154V153H61ZM65 154V153H64ZM66 154H68V152L66 153ZM72 154H73V152H72ZM74 154H75V152H74ZM73 154V155H74ZM80 154V153H79ZM84 153L83 154H80V156H84L85 155ZM89 154H92V153H89ZM113 154V155H112ZM117 154V153H116ZM122 154V153H121ZM164 154V153H163ZM204 154V153H203ZM213 154H211V155H213ZM230 154V155H229ZM233 154V153H232ZM235 154V153H234ZM238 154V153H237ZM1 155V154H0ZM70 154H68V156H69ZM119 155V154H118ZM118 155H117V157H118ZM123 155V154H122ZM168 155V156H167ZM49 156L50 155H48V158L47 159H49ZM76 157H78V155H75ZM88 157V155H85V157ZM89 156H91V155H89ZM95 156H97V155H95ZM204 156H205V154H204ZM207 156V155H206ZM260 156H258V158L260 159ZM24 157V156H23ZM66 157V156H65ZM147 157V158H148ZM234 157H235V155H234ZM233 157V158H234ZM4 158V159H5ZM42 158H40V161H45L46 159H42ZM75 158V157H74ZM79 158V157H78ZM89 158V157H88ZM99 158V157H98ZM118 158H121V156L120 157H118ZM163 158H164V156H163ZM22 159V158H21ZM25 159H26V157H25ZM25 159H22V160H25ZM51 159V162H52V164H54L56 167H59V168H61L62 166H66L67 164H68V162H66L65 161V159H64V161L66 162V164L65 165H61V164H64V163H62L63 162V157H60L59 156V158H56V159H54V158H50ZM53 159V160H52ZM76 159V158H75ZM74 159V160H75ZM158 159V158H157ZM227 159H229V158H227ZM259 159H257V160H259ZM1 160V159H0ZM3 160V159H2ZM9 160V159H8ZM10 160H12V158H10ZM37 160H39V159H37ZM62 160V161H61ZM90 160L93 162V161H96L95 159L94 160H92V158L90 157ZM90 160H88V162L90 163L91 161ZM101 160V159H100ZM116 160H117V158H116ZM119 160V159H118ZM230 160H231V158H230ZM262 160V159H261ZM50 161V160H49ZM71 161V160H70ZM69 161V163H71ZM119 161H122L121 159L119 160ZM138 161H139V163H138ZM146 161H148V160H146ZM152 161H154L153 159H152ZM151 161V162H152ZM5 162H7V161H5ZM5 162H3L5 165L8 163H5ZM36 162V161H35ZM88 162H84L85 164L87 163L88 165H89V163ZM91 162V163H92ZM142 162V161H141ZM217 162V163H216ZM226 162H229V161H226ZM264 162V161H263ZM262 162V163H263ZM2 162H0V164H1ZM95 162H93V164H94ZM106 163H102L103 164V166L106 164ZM118 163V162H117ZM147 163V162H146ZM146 163H144V164H146ZM172 163H174V164H172ZM216 163V164H215ZM230 163H231V161H230ZM8 164H10V163H8ZM39 164H40V162H39ZM75 164H76V162H75ZM85 165V167H84V165L83 164H81V165H83V166H81V167H83V168H87V170L88 169H90L89 168V166L88 165ZM109 164V163H108ZM192 164V163H191ZM207 164V165H208ZM225 164V163H224ZM223 164V165H224ZM1 165H3V164H1ZM5 165L3 166V167H5ZM41 165V164H40ZM45 165V164H44ZM54 165H52L53 167H54ZM70 165V164H69ZM95 165V168L97 169V168H99V169H101L100 167H96V163L94 164ZM141 165V164H140ZM139 165V166H140ZM158 165V164H157ZM172 165H174V166H172ZM203 165V164H202ZM221 167H220V166ZM235 165H239V167H238V169H243V170H246V172L249 174V173H251L250 172V164H249V162L248 161H245V160H243L242 158L241 159H237L236 160V164ZM75 166V165H74ZM74 166H72V167H74ZM87 166V167H86ZM112 166V165H111ZM119 166V165H118ZM144 166V165H143ZM142 166V167H143ZM180 166V167H181ZM200 166V165H199ZM257 166H262V165H259V163L257 164ZM38 167V166H37ZM66 167H70V166H66ZM66 167L64 168V169H66ZM106 167V165L104 166V168ZM120 167V166H119ZM188 167L190 168V166L188 165ZM207 167V166H206ZM216 167V168H215ZM226 168H228L227 166H225ZM263 167H264V165H263ZM263 167H261V170H262V168ZM11 168H13L12 166H11ZM25 168V167H24ZM58 168V169H59ZM92 168V167H91ZM109 168H112V167H109ZM144 168H147V166L146 167H144ZM176 168V169H175ZM249 168V170L247 171V169ZM68 169V168H67ZM66 169V170H67ZM71 169V168H70ZM74 170L76 169V171L78 170V172H79V170L80 169H77V168H73ZM96 169H94L95 170V175L91 172L92 170H89L88 172H85V173H82L83 174V178H82V174L80 175L81 176V178H82V180H79V179H81V178H79L80 176H79V174H78V172H75V171H73L74 173H76V174H73L72 172V174L73 175H75L74 177H73V175L71 174L70 175V171H68V173H69V177L68 178H70V176H72V178H70L69 180H67L66 181V183L65 184H63L62 185V183H64L63 181H65L64 180V177H66V176H64L63 178H61L60 177V175L62 174V169H61V171H59V175L57 174V173H50V175L47 177V181L50 183L51 182V184L52 185H55V186H57V187H59L61 190L60 191H54L53 192V197H52V199H51V202L47 199V198H45V197H43V198H45V199H47V200H45V201H49L50 203H54L56 200V203L58 202L59 204L61 203V202H65V201H61V199H63L64 198V200H67V198L68 197H71L73 194H77L78 193V191H80V189H81V187L82 186H85V188H86V185H83L85 182H87V180H89V181H94V183H97L98 182V184L99 183H104L105 184V182L107 181L105 178H103V177H101L102 175L101 174H107V172L106 173H102L101 171H102V169H101V171L99 170V169H97L98 171H100V173L101 174H99L97 171H96ZM106 170H107V168H105ZM104 169V170H105ZM138 169V168H137ZM136 169V170H137ZM216 169V170H215ZM238 169H235L234 171L235 172H237V173H235V174H238V171H236V170H238ZM258 170H260V168H257ZM1 170V169H0ZM13 170V169H12ZM57 170V169H56ZM55 169H54V171H56ZM82 170V169H81ZM80 170V171H81ZM110 170V169H109ZM165 170V169H164ZM186 170H187V168H186ZM199 171V173H201V177H199L198 176V182L200 183V184H204L203 182H206L207 181V179L206 178H211L210 177V175L207 173V176L206 175H203V174H205L206 173V170H207V168H206V170L204 169V168H202V167H200V168H196V170L195 171ZM212 170V171H211ZM243 170H242V172H243ZM253 170H255V169H253ZM9 171V170H8ZM112 171V170H111ZM111 171H109V173L107 174V175H109L110 176V172ZM137 171H140V170H137ZM163 171V170H162ZM183 171H185V169L183 168L182 169V172ZM241 171V170H240ZM252 171V170H251ZM11 172V171H10ZM57 172H58V170H57ZM66 172V171H65ZM83 172V171H82ZM136 172V171H135ZM179 172H181V170L179 171ZM216 172V173H215ZM233 172V171H232ZM232 172H230V175H232L233 173ZM252 172H255V171H252ZM260 172H262V171H259V174L261 175V178L260 179H257V180H259V181H252V180H250V178H249V180H250V184L253 182L254 184H255V182H263V176H262V174L260 173ZM12 173H13V171H12ZM112 173V175L114 174L113 172H111ZM146 173V172H145ZM174 173V172H173ZM176 173V172H175ZM188 173V172H187ZM223 173H227V171H224ZM232 173V174H231ZM247 173H245V171H244V173H241V175L242 174H247ZM256 173H257V170H256ZM66 174V173H65ZM78 174V178H76V175ZM97 174L98 175H100L99 177H97ZM116 174V175H117ZM136 174V173H135ZM144 174V173H143ZM179 174V173H178ZM184 174V173H183ZM235 174H233V176L235 175ZM248 174H247V176H248ZM253 173H251V174H249V175H252ZM116 175H115V177H116ZM133 175H134V173H133ZM140 174H138V176H139ZM145 175V174H144ZM146 175H147V173H146ZM171 175V174H170ZM172 175H174V174H172ZM176 175V174H175ZM181 175V174H180ZM191 175V174H190ZM229 175V174H228ZM228 175H227V177H228ZM229 175V176H230ZM264 175V174H263ZM61 176H63V174L61 175ZM118 176V175H117ZM136 176V175H135ZM137 176V177H138ZM178 176V175H177ZM187 176V175H186ZM189 176V175H188ZM238 175H235V177H237ZM244 176V175H243ZM246 176V177H247ZM256 176V174L254 173V177ZM258 176V175H257ZM256 176V177H257ZM130 177V178H129ZM173 177V176H172ZM176 177V176H175ZM241 176H239V178H240ZM260 176H258V178H259ZM110 178H112V177H110ZM113 178H114V176H113ZM119 178V177H118ZM139 178H141V177H139ZM145 178V177H144ZM143 178V179H144ZM154 178V177H153ZM183 178V177H182ZM186 178V177H185ZM189 178V177H188ZM187 178V179H188ZM193 178V177H192ZM213 178V180L214 181H216L215 179ZM248 178H244L243 177V179L245 180V179H248ZM120 179V178H119ZM123 179H121V180H123ZM228 178H226V180H227ZM252 179V178H251ZM256 178H254V180H255ZM63 180V181H62ZM108 180H109V178H108ZM160 180V179H159ZM211 180V179H210ZM212 180V181H213ZM224 180V179H223ZM222 180V181H223ZM249 180H247L248 182H249ZM261 180V181H260ZM112 182H113V180H111ZM117 181V180H116ZM115 181V182H116ZM132 181V180H131ZM130 181V182H131ZM140 181H142V179L140 180ZM140 181H139V185L141 184V186H143L144 184H145V182H147V180L145 181V180H143L142 181V183H140ZM145 181V182H144ZM162 181V180H161ZM228 181H229V179H228ZM233 180H231L229 183H231ZM109 182V181H108ZM114 182V183H115ZM121 182H126V180L125 181H121ZM183 182H185L183 179H179V178H170V184L171 185H173V186H176V185H180V183H183ZM234 182V181H233ZM239 182V181H238ZM238 182L236 183V184H238ZM4 183V182H3ZM118 183H120V181L118 182ZM213 183V182H212ZM228 183V184H229ZM234 183V184H235ZM242 183H243V181H242ZM241 183V184H242ZM257 183V184H258ZM259 183L260 185H258V188H259V186H260V188L262 189V187H264V183ZM113 184V183H112ZM112 184H110V185H112ZM115 184H117V182L115 183ZM114 184V185H115ZM124 183H121V186H125V184L123 185ZM160 184V183H159ZM163 183H161V185H162ZM185 184V183H184ZM235 184V185H236ZM247 184V183H246ZM246 184H242L241 186L242 187H245L246 186ZM254 184H252L255 188H256V186L254 185ZM9 185V184H8ZM14 185V184H13ZM89 185V184H88ZM100 185V184H99ZM139 185H138V187H139ZM231 185H233V184H231ZM245 185V186H244ZM261 185H262V187H261ZM11 185H9V187H10ZM97 186V185H96ZM106 186V185H105ZM105 186H102V188L101 187H98V189L100 188V189H106V188H103V187H105ZM116 186V185H115ZM117 186H118V184H117ZM164 186V185H163ZM169 186V185H168ZM185 186H186V184H185ZM200 186V185H199ZM239 186L240 185H238V188L237 189H240L239 188ZM13 187V186H12ZM88 187V186H87ZM107 187H109V185H107ZM137 187V186H136ZM162 189H163V187L162 186H160ZM160 187H157V188H160ZM172 187V186H171ZM188 187V186H187ZM233 187V186H232ZM236 187H237V185H236ZM236 187L234 188L235 190H236ZM247 188H248V186H246ZM3 188V187H2ZM11 188V187H10ZM9 188V189H10ZM89 188V187H88ZM140 188H142V187H140ZM155 188V187H154ZM167 188L168 187H165V190H167ZM170 188V187H169ZM176 188H180V187H176ZM190 188V187H189ZM198 188V187H197ZM205 188V187H204ZM251 187H249V189H247V192L249 191V193L250 192H252V188L250 189ZM0 189H1V187H0ZM6 189H7V187H6ZM11 189H14V187L13 188H11ZM109 188H107L106 190H108ZM126 189V190H125ZM125 189H123V190H125V191H127V192H129L128 191V189H127V187H125ZM138 189V188H137ZM188 189V188H187ZM207 189V188H206ZM49 189H48V187H46V186H43V188H42V190H41V192H39V194H37V195H33V197L31 196V198L28 200L29 202H28V207H30V211L26 214V215H24L23 217H21V218H19L18 219V221L19 222H22V223H27V220L28 221H30L31 219H35V217H36V214H34L33 212H36V211H33V209H36L37 208V206H38V204H39V201H41L42 200V198H39V197H41L44 193H46L47 191H48ZM90 191L89 192H92L91 191V188L89 189ZM114 190V189H113ZM112 189H111V191L112 192H114ZM117 190H118V188H117ZM119 190H122V189H119ZM130 190V189H129ZM194 190H196V189H194ZM194 190H192V191H194ZM203 190V189H202ZM258 190V189H257ZM87 191V190H86ZM85 191V192H86ZM160 191V190H159ZM163 191H164V189H163ZM163 191H162V193H163ZM173 191V190H172ZM175 191V190H174ZM237 191V190H236ZM246 191V190H245ZM50 192V191H49ZM81 192V191H80ZM100 192V191H99ZM127 192H119V193H122L121 195H123L122 197H125L124 196V194H126ZM210 192V191H209ZM242 192H243V190H242ZM242 192H240L241 194H239L238 196H242V197H244L242 194H244V193H242ZM253 192H255V191H253ZM257 192V191H256ZM264 192V191H263ZM101 193V192H100ZM100 193H99V195H100ZM117 194V196L119 197L118 198V200L120 199V194ZM131 193V192H130ZM129 193V194H130ZM158 193V192H157ZM92 194H93V192H92ZM110 194V193H109ZM128 194V193H127ZM167 194H170V193H167ZM174 194H177V193H175L174 192ZM174 194H171V195H174ZM197 194H198V192H197ZM213 194V193H212ZM229 194V196H230V193H228ZM232 194H233V192H232ZM46 195V194H45ZM90 196H91V194H89ZM102 195V194H101ZM105 195V194H104ZM107 195V194H106ZM105 195V196H106ZM178 195V194H177ZM177 195H174V196H177ZM245 195H247L246 193H245ZM48 196V195H47ZM78 196H79V194H78ZM160 196H162V194L160 195ZM173 196V197H174ZM180 196V195H179ZM222 197H223V195H221ZM228 196V197H229ZM232 196V195H231ZM230 196V197H231ZM235 196V195H234ZM5 197V196H4ZM66 197V198H65ZM73 197V196H72ZM76 196H74V198H75ZM84 197V195L83 196H81V198H83ZM93 197V196H92ZM104 196H102V198H103ZM129 197V196H128ZM127 197V198H128ZM135 197V196H134ZM163 197V196H162ZM167 197V196H166ZM169 197H171L170 195H169ZM213 197V196H212ZM221 197V198H222ZM233 197V196H232ZM247 197V196H246ZM245 197V198H246ZM40 200H39V199ZM77 198H79V197H77ZM99 198H101V197H99ZM99 198H98V200H99ZM112 198L114 199V197L112 196ZM126 197H125V199H127ZM183 198V197H182ZM210 198V197H209ZM221 198H219L218 200H220ZM227 198V197H226ZM238 198V197H237ZM50 199V198H49ZM55 199V200H54ZM58 199H60V200H58ZM71 199V198H70ZM103 199H105V198H103ZM111 199V198H110ZM167 198H163L162 200H166ZM169 199H171V198H169ZM178 199H180V201L182 200L181 198H178ZM191 199V198H190ZM211 199H213L215 202H216V200L214 199V198H211ZM223 199H224V197H223ZM230 199H232V198H230ZM241 199H243V198H241ZM39 200V201H38ZM53 200V201H52ZM72 200V199H71ZM77 200H79V199H77ZM82 200H84V199H82ZM92 200V199H91ZM89 201V200H87V202L86 201H84V202H86L88 205H93L94 203V201ZM94 200H96V199H94ZM102 200V199H101ZM109 200V199H108ZM121 200V199H120ZM175 200V199H174ZM187 200V199H186ZM206 200V199H205ZM225 200H227V201H229L230 202V200L227 198V199H225ZM233 200H234V197H233ZM232 200V201H233ZM42 201H44V199L42 200ZM42 202V204H47L46 202ZM61 201V202H60ZM70 201V200H69ZM68 200H67V202H69ZM73 201V200H72ZM70 202V203H74L75 201H73V202ZM105 201V200H104ZM117 201V200H116ZM115 201V203L116 204H118L117 202ZM164 201H162L163 203H164ZM167 201V200H166ZM168 201H170V200H168ZM179 201V200H178ZM210 202L209 203H212V204H214V201H212V200H209ZM222 201H224V200H222ZM231 201V202H232ZM235 201V200H234ZM111 202H113L114 203V201H111ZM121 202H123V201H121ZM121 202H119V204L116 206V205H114L113 203H111L110 205H109V208L110 209H115V213H117V212H119L118 211V209H120V210H123L124 208V206H126L129 210H126L125 209V211L127 212L128 211V213L127 214H132V213H129L130 211H132L133 212V207H132V210H130L131 208H129V207H131L132 205H131V203L127 206L126 204L123 206V204L121 203ZM126 202H127V200H126ZM174 202V201H173ZM237 202V201H236ZM22 202H21V198H19V197H16V196H14V195H11V196H7L6 197V205H10V206H13L12 208H14V207H16V208H20L19 207V205L21 204ZM121 203V204H120ZM129 203V202H128ZM171 203H172V200H171ZM216 203H218V202H216ZM235 203V202H234ZM44 204V205H45ZM74 204H76V202L74 203ZM79 204V203H78ZM77 204V205H78ZM81 204V206L79 205V208L80 207H83L82 205H84V203L83 202H81L80 203ZM165 205H168V206H174V205H172V204H170V203H168V204H166V203H164ZM170 204V205H169ZM208 204V203H207ZM236 204V203H235ZM55 205V204H54ZM61 205V204H60ZM60 205H57V206H60ZM64 205L65 204H63L62 203V206H63V208H65L64 207ZM68 205V204H67ZM67 205H65L66 207H67ZM88 205H84V206H88ZM108 205V204H107ZM7 206V207H8ZM52 206H53V204H52ZM70 207H71V209L72 208H74V207H72L71 206V204L69 205ZM74 206V205H73ZM122 206V207H121ZM211 205H209V207L208 208H211L210 207ZM214 206H215V204H214ZM238 205H236V207H237ZM43 207V206H42ZM41 207V208H42ZM51 207V206H50ZM116 207H117V212H116ZM238 207H240V206H238ZM6 208V207H5ZM40 208V209H41ZM43 208H45V207H43ZM52 208H56V207H52ZM51 208V209H52ZM79 208L78 209H75L74 211L72 210H70V209H63V210H61V212L59 213L60 214V216H58V214L56 213V212H58V211H50V212H47L44 216H43V218H38V219H35V220H33L32 222H36V225L35 226H33V228H35V229H33L34 230V232L38 235L39 234V236L40 237H38L39 238V247H38V249H37V252H36V258L35 259H33L32 261H30V262H27L28 264L30 263V264H43L42 263V260H49L50 259V257L51 256H53L56 252H57V250L59 251L60 249V246L57 244V243H55V244H53V243H50V239L49 240H47V238L46 237H51L50 235H57V236H62V234H66V235H68L67 237H66V239H67V243H68V239L70 240V237H72L73 239H75V243L73 244V245H76L74 248H73V252H74V254L75 253H78L79 251H81L82 249H83V246L84 245H86L85 243H87L88 244V242H90L91 240H93L92 238L94 237L93 235H95V234H97V233H99L100 231H101V227L103 226L102 224L103 223H101V227H100V224H97L96 222L94 223V222H91L90 220V222H87L86 220H85V218H84V220L87 222V224H85V225H79V224H76L77 222L76 221H74V222H76L75 224L76 225H74V226H69V225H67L65 222H67V221H65L66 219H68V220H70V219H73V218H78L79 219V221H80V215L82 214H80V212H82V210L84 209V208H82V210L81 211H79ZM107 208V207H106ZM212 208H213V205H212ZM211 208V209H212ZM38 209V208H37ZM36 209V210H37ZM40 209H38V211L40 210ZM50 209V210H51ZM58 209V208H57ZM61 209H62V207H61ZM81 209V208H80ZM113 209V210H114ZM215 209H216V207H215ZM245 209V208H244ZM247 209V208H246ZM22 210V209H21ZM212 210H214V208L212 209ZM212 210H211V215H214L213 217H215V215L217 214L218 215V213H215V214H213V212H216V210H214L213 212H212ZM235 210H237V209H235ZM4 212L6 211L7 212V208L5 209V210H3ZM23 211V210H22ZM33 211V212H32ZM124 211V210H123ZM126 212H124V214L126 213ZM243 212V211H242ZM37 213V212H36ZM39 213V212H38ZM106 213V212H105ZM119 213H121V211L119 212ZM193 213H195V212H193ZM234 213V212H233ZM238 213H240V212H238ZM123 214V215H124ZM248 214H249V211H248ZM7 216V214L6 213H3V212H0V223H2L1 221L4 219V217H6ZM37 215H39V214H37ZM56 215V218H54V216ZM234 215V214H233ZM132 216V215H131ZM166 216V215H165ZM104 217V216H103ZM168 217H170V216H168ZM54 218V219H53ZM91 218V217H90ZM99 218H101V216L99 217ZM216 218V217H215ZM219 218V217H218ZM217 218V219H218ZM220 218H222L221 217V214H220ZM219 218V219H220ZM253 218V217H252ZM216 219V220H217ZM218 219V220H219ZM223 219V218H222ZM77 220V219H76ZM93 220V219H92ZM212 220H214L213 218H212ZM78 221V220H77ZM99 221H102V220H99ZM98 221V222H99ZM156 221V220H155ZM253 221H254V219H253ZM252 221V222H253ZM256 221V220H255ZM254 221V222H255ZM262 221V220H261ZM69 222V221H68ZM74 222H72V223H74ZM214 222H216V221H214ZM51 223H53L55 226L57 225V227H58V225H59V230H54V231H52V229H51V231L50 232H48V233H50V234H48V233H46L47 231H45V230H43V228H45L47 225L48 226H50V227H52V225H51ZM71 223V222H70ZM81 223V222H80ZM100 223V222H99ZM108 223V222H107ZM155 223V222H154ZM5 224H6V222H5ZM20 224V223H19ZM28 224V223H27ZM50 224V225H49ZM110 224V223H109ZM114 223H112V225H113ZM158 224V223H157ZM21 225H23V224H21ZM71 225V224H70ZM155 225V224H154ZM1 226V225H0ZM25 226H26V224H25ZM105 226V225H104ZM103 226V227H104ZM3 227V226H2ZM1 227V228H2ZM113 227V226H112ZM115 227V226H114ZM1 228H0V230H1ZM48 228V227H47ZM55 228V227H54ZM116 228V227H115ZM22 229V230H21ZM110 229V228H109ZM108 229V230H109ZM112 229V228H111ZM33 230H31V231H33ZM105 230V229H104ZM21 231H23V228H22V226H19V225H16L15 224V226L13 225V228L11 229V230H9L8 232H5L4 234H0L2 237H4L5 238V240L7 241V243H10L11 241H13L12 239L16 236V234L18 233V232H21ZM107 231V230H106ZM142 231V230H141ZM144 231V230H143ZM102 232V231H101ZM100 232V233H101ZM140 232V231H139ZM103 233V232H102ZM32 234V233H31ZM141 234V233H140ZM17 235H19L20 236V233L19 234H17ZM22 235V234H21ZM36 235V236H37ZM101 235V234H100ZM100 235H99V237H100ZM103 235V234H102ZM106 235H108V234H106ZM29 236V235H28ZM32 236H34V235H32ZM63 236H65V235H63ZM93 236V237H92ZM110 236V235H109ZM31 237V236H30ZM99 237L98 238H96L94 241H95V244H96V242H99L100 241V239H99ZM208 237H210V236H208ZM21 238H22V236H21ZM34 238V237H33ZM58 238V237H57ZM61 238V237H60ZM72 238H71V240H72ZM101 238H103V236H101ZM105 238H108V236H106V237H104V239ZM15 239V238H14ZM17 239V238H16ZM25 239V238H24ZM103 239V240H104ZM110 239V238H109ZM114 239H115V237H114ZM19 240V239H18ZM258 240V239H257ZM16 241V240H15ZM26 241V240H25ZM27 241H29V240H27ZM26 241V242H27ZM35 241H36V239H35ZM52 241V240H51ZM57 241H58V239H57ZM105 241V242H104ZM103 241V244L104 243H106L107 242V240H104ZM144 241V240H143ZM256 241V240H255ZM258 241H260L261 242V239L260 240H258ZM263 241V240H262ZM55 242H56V240H55ZM72 242V241H71ZM259 242V243H260ZM24 243V242H23ZM36 243V242H35ZM34 243V244H35ZM259 243L257 242L256 244H258L259 245ZM27 244H28V242H27ZM27 244H25L26 246H28ZM32 244V243H31ZM107 244H108V242H107ZM123 244V243H122ZM132 244V243H131ZM136 244V243H135ZM261 244H263L262 242H261ZM260 244V245H261ZM4 245H6V243L4 244ZM60 245H62V244H60ZM64 245V244H63ZM92 245V244H91ZM97 245V244H96ZM101 245H102V241H101ZM100 245V246H101ZM119 245V244H118ZM123 245H125V244H123ZM264 245V244H263ZM9 246V245H8ZM7 246V247H8ZM29 246H30V244H29ZM34 246V245H33ZM37 246V245H36ZM109 246H110V244H109ZM111 246H113V245H111ZM126 246V245H125ZM262 246V245H261ZM4 247V246H3ZM6 247V246H5ZM62 247V246H61ZM104 247H106V244L104 245ZM136 247V246H135ZM174 247H176V249H177V247H179V246H174ZM173 247V248H174ZM257 247H259L260 248V246H257ZM9 248H10V246H9ZM8 248V249H9ZM33 248V247H32ZM111 248V247H110ZM2 249V248H1ZM62 249V248H61ZM136 249V248H135ZM175 249V250H176ZM262 249H264V248H262ZM62 251V250H61ZM264 251V250H263ZM72 252V253H73ZM62 253V252H61ZM82 253V252H81ZM80 253V254H81ZM264 253V252H263ZM34 255H35V253H33ZM69 254H71V252H69ZM73 254V256H75ZM259 254H260V252H259ZM259 254H258V256H259ZM59 255V254H58ZM62 255V254H61ZM63 255H65L64 253H63ZM72 255V254H71ZM170 255V254H169ZM56 256V255H55ZM263 256V254H262V252H261V255L257 258V261H254L255 262V264H264V258L262 257ZM62 257V256H61ZM60 257V255H59V258H61ZM66 257V256H65ZM262 257V258H261ZM57 259H58V256L56 257ZM69 258V257H68ZM67 258V259H68ZM64 259V258H63ZM49 261H52V260H49ZM46 262V261H45ZM55 262V261H54ZM58 262H60V263H63V260L62 259H60V260H58ZM66 263H67V261H65ZM26 263V262H25ZM26 263V264H27ZM48 263V262H47ZM47 263H45V264H47ZM65 263V264H66ZM140 263V262H139ZM52 264H54V263H52ZM59 264V263H58Z\"/></svg>",
    "mask_w": 264,
    "mask_h": 264
},
{
    "label": "clouds",
    "instance_id": "clouds-1",
    "mask_svg": "<svg viewBox=\"0 0 264 264\" xmlns=\"http://www.w3.org/2000/svg\"><path fill=\"white\" fill-rule=\"evenodd\" d=\"M252 100L255 104H264V88H259L252 95Z\"/></svg>",
    "mask_w": 264,
    "mask_h": 264
}]
</instances>
